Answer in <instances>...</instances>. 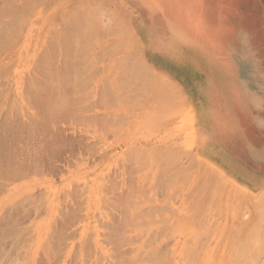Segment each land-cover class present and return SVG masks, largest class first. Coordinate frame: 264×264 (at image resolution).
I'll return each instance as SVG.
<instances>
[{"label": "rangeland", "instance_id": "374dc122", "mask_svg": "<svg viewBox=\"0 0 264 264\" xmlns=\"http://www.w3.org/2000/svg\"><path fill=\"white\" fill-rule=\"evenodd\" d=\"M5 1L6 0H0V8H1L0 11L6 10V8L9 6V4L7 5L6 2H8L10 0H8L6 2ZM26 1L24 4L23 3L24 0H15V1L13 0V2L11 0L12 5L10 4V6L13 7L16 4H17V6H19V7H16V6L13 7L15 9L18 8V10H19L18 11L16 9L17 12L14 14L16 16H12V15L10 16L7 14L2 15V11L0 12V15L2 16V17H0V19L3 18L2 21H6V20H9V19L14 18V17L18 18L17 14L24 8L28 9V7H30V4L32 2V4H33L32 7H30L28 9L27 14H25L23 16V18L28 19V17H29L28 20L29 21L32 20L33 22L32 21H30V22H32V24L35 26V27L33 26L32 31H30L29 28H26L27 30L23 31V33L21 34L22 36L19 39H17L14 42V44H11L10 46L6 47L0 53V56H1V58H0V80H4L3 81L4 83H2V84H1L2 81H0V86L3 84L5 85V86H2V88L0 87V93H1L0 99L3 98L2 97L3 95H5L4 96L5 99L3 98V100H0V121L3 118V120H5V119L7 120V123L10 122L11 124H13L12 120L13 121L15 120L14 123H17V122H19V124L21 123V125H19L17 123L18 124L17 127L14 124L15 126L13 128V125H11L10 123L6 124V122L3 121V123L6 124L5 125L6 129L8 127L10 128V126H11L12 129L14 130L13 133L15 134V128H16L17 133L15 135H13V137H12V135H11V134H13L11 132L12 129H8L7 132L9 130H11V131H9L7 134L5 127L2 126V124H3L2 123L0 125V128L2 126L0 133L4 132L3 133L4 135L2 134V136H0V138L5 136V137H3V139L7 140V137H6L7 135L9 136L8 137L9 139L14 138V136H16L15 137L16 139L14 138V139L10 140L12 144L8 143V142H10L9 140H7V141L5 140V142L10 147L12 155L14 154L13 155L14 157L12 156L11 158H14L13 159L14 161L15 160L20 161V162H18L17 166H19L20 164L24 165V166L20 165L21 168L16 167V169H18V168L19 169L15 173L12 171L13 165L11 163H13L12 162L13 160L9 161V162H11L10 167H9V168H11V170L9 173L12 174V172H13V176H14V174L21 175V176L18 175L17 177L14 176V178L16 177L17 179H14L10 175V177H12L14 180H10L9 178L6 179V176H3V174H2L3 170L5 171L4 175H6L7 174L6 172L9 171V170L6 171L8 168H6V170H5L4 165H2V167L4 166L3 169L0 168V171L2 169V172H1L2 175H0V180L2 181V184H4V183L6 184L7 182L9 183V184L7 183L6 185H4L3 188H0V190H1L0 191V203H1L0 204V222H1V224H5V227H4V225L0 224L1 225L0 229H2V227H4L3 229L5 231L8 228L9 229L11 228L10 230L14 231L15 229L17 230V228H19L18 229L19 233L16 231H15V233L11 232L8 229L11 234L14 233L13 236L15 235L14 236L15 238L14 237L11 238L12 235L9 236V238H11V239L7 238L8 234L10 235V233L7 232L8 230L6 232H3V230H2V232L0 231L1 232L0 236H1V234L4 235V233H5V235H4L5 237L2 235L0 238L2 239V237H3L6 240L8 239L7 241L9 244L14 243L15 240H14V242L12 240L16 239V237L20 239L19 240L20 245L18 244L19 248H17V245H16L18 243V241L15 242L16 244L14 243L16 245L15 249L17 251L16 250L11 251L10 249L13 246L11 244L10 245L7 244V241H5L4 239H2L0 241V246L6 242L7 246L10 247V249H9L6 245H4V246H6L4 248V251L9 249L8 251H11L12 254L15 253L14 255H12L11 253L9 254L8 251H6V254H8L9 257H10V255H12L9 258L7 256H4L5 253H2L3 252V249H2V252H0L2 254V255H0V260H1V257L4 256L3 258L5 259V261L2 260L3 263H1V264H8L10 261L11 262L9 264H91V263L92 264H97V263L98 264H114V262L118 263V261H120V259H118V256L122 259L127 258L130 261L129 263H131V260H132V262L135 264H143V263L144 264H150V263L151 264H177V263L178 264H185L186 258H187V264H232V260L234 261L235 257H237L235 259L238 262L237 263L235 261V263H237V264H243V263L244 264H247V263L248 264H251V263L252 264H261V263L264 264L263 263L264 262V255H263L264 254V245H263L264 244V226H263L264 225V216H263L264 215V197H262V196H264V193H263L264 190H262L263 192L262 191H255V190L249 188L245 183H242L240 180L233 177L227 171V169L223 168L217 162V158H218L217 155L220 154V152L215 150L216 149L215 145L222 146L228 150V152H229L228 158L229 159H231L230 155L232 154L234 157L241 160L243 163L249 164L252 162V158L250 157V154L248 152L249 142L255 141L257 138L262 137V135H264V120H259V121L253 120V117L251 116L252 115V112H251L252 106L250 104V101H252V98H258L259 99V97H262V98L264 97V0H100V1L99 0H97V1L96 0H28L27 1L28 3H26ZM93 1L96 2L97 4L96 3L94 4ZM76 2H79V5L81 6L79 10H78L79 6H78L77 10L75 8V6L77 7ZM193 2H195L196 11H200L202 9V12L205 16V25L208 28V35L203 36V35L199 34V28L197 27V30H196V28L193 25V22L191 20L188 22L187 18L183 17L181 14V9H183L185 7L189 8ZM21 3H23L24 5H22ZM74 4H76V5H74ZM89 5H90V7H89ZM3 6H4V10H3ZM74 8H75L76 12L78 13L77 16H81L82 18L84 16L83 19L81 17L79 19V17H77V16H76L77 17L76 19L73 18L77 14L76 12H75L76 14L72 13ZM96 8H98L97 13L96 12L94 13L92 10L96 9ZM117 8H119V9H117ZM67 10L70 11L69 13H72V14L70 16H67V17L61 16L62 14L64 15V13H66ZM105 10H106V12H105ZM87 11H89L88 12V13H90L89 15L86 14ZM119 11L121 12V14H119ZM80 12H83V13H81V15H80ZM107 12L109 15V19L111 20V21H108V23L105 21V14H107ZM111 12H113V13H111ZM116 12H117V14H116ZM99 13L101 14V16L99 15ZM86 15H88L90 17L89 19L93 18L91 15H93L94 17L97 15V17H95L93 20L91 19L92 21H90L89 19L87 21L88 16L86 17ZM70 17L74 19L73 20L74 24H79L76 28L81 26L80 23L81 24L83 23L82 26L80 27L82 30H76V28H74L76 25L74 27L72 26L73 28L71 27L70 23H72V22L70 20L71 19ZM59 18H62L63 20L59 19ZM96 18L99 20L98 22L96 21L97 20ZM64 19H65V22H67L65 24H64ZM66 19H68L70 22L66 21ZM95 21L97 23L100 22L99 24H97V26L99 25L98 27H95L96 26ZM85 22H86L87 26L89 25V27L84 26ZM93 22L95 23V25H93V27H92ZM114 22H116L118 24V26H115ZM73 23H72V25H73ZM66 24H69L70 27H69V25H66ZM109 25H111L112 28ZM103 26H106L108 28H102ZM120 26H122V27H120ZM123 26L125 27V29L123 28ZM54 27H56V28H54ZM91 27H92V30H89V28L91 29ZM100 27L102 28V30H100L101 29ZM63 28H65L67 31H70V33H71L70 35H72V36H69V37H71V39L68 37L69 39L67 38L68 40L64 42V43H68L69 40H71L69 42V43H71L70 45H73V43L78 44L77 40L82 38V36H80L81 33L83 36H86V38H87V35H89L87 32L90 33L88 38H90L91 42L89 39L88 40H89V43L91 45L88 44L89 45L88 46L86 44L87 45L85 48L86 54H84L85 56H83V57H85L86 61H83V58L80 56H82L81 54L84 53V52L82 53V51H84V47H85L83 45L85 43H88V41L86 42L87 39L84 38L85 41H83V43H81L82 39H81V42H79V45H80V43L82 44V46L80 45L79 53L77 52L78 50L77 51L75 50L78 53L75 57H78V58L80 57L82 59L83 63H81V61H79V60L76 61L77 59L73 57L74 59H76L74 61V59L72 58V55H71L72 52H69V50H68V49H71V48H69L70 46L68 44L65 45L63 43L64 40L61 41V39L63 37H64L63 39H66L65 35L67 33L66 30H65V32L61 31ZM71 28H72V30H70ZM53 29H55V30H53ZM95 29L99 33H96ZM119 29H121V30H119ZM51 30L54 33L57 32V33H55V34H57L56 40H53L55 38V36H52L54 34H52L53 32ZM75 30L79 31L77 33H80V34H76V33L74 34ZM72 31H73V33H72ZM84 32H85V34H84ZM102 33H103V35L104 34L105 35L101 36L100 34H102ZM47 35H49L50 38L54 37L53 39L51 38L52 42H50L51 41V39H50V41H49L50 44L47 42L48 41L47 39H49V37ZM74 35H77L80 38H78L76 36L74 38H72ZM94 35H96L95 40L93 37ZM58 36L60 38L59 40H57ZM135 36H137V38ZM188 36H191L192 38L188 39ZM97 37H99V38H97ZM91 38L93 39V44H92ZM108 38H110V39H108ZM186 40H187V48H184V46H185L184 43ZM59 41H61L62 43L60 44ZM78 41H80V40H78ZM45 42H47V44ZM55 42H57V43L59 42L58 44H60V45H54L53 47H51L50 50H47V51H50L51 53L50 52L49 53L51 55H53V58L55 57L54 58L55 60L56 59L57 60L56 61L52 60V58L50 57L51 58L50 60L52 61V63H51L48 59H47L48 61L46 59H44L46 57H43L42 59L46 60V61H42V59L39 61V59H38L39 62H37L36 58H40V57H42V55L46 54V53L44 54V52H42V50L44 49L46 51V48H48L49 46H52V44H56ZM30 45H32V47H30ZM43 45H45V46H43ZM46 45L47 46L49 45V46L46 47ZM63 45L65 47H68V48L64 49L62 47ZM104 45H106V46H104ZM73 46H71V47H73L75 49L76 48L78 49V47H79V46L77 47L75 45H73ZM19 47L22 49V51H21V49H18ZM44 47H46V48H44ZM82 47H83V50L81 49ZM104 47H106L107 49H104ZM10 48L13 49V51ZM61 49L63 51L59 52ZM80 49H81V51H80ZM86 49L89 52L90 51L91 52L88 53V51ZM98 49H99V51L100 50H102V51L98 52ZM52 50H55L56 53L58 52L57 53L58 57H56V53H55V56H54V54H52L53 53ZM66 50L68 53L65 56L63 54L66 53V52L64 53V51H66ZM106 50H108V51H106ZM20 51H21V54H20ZM104 51H106L107 53L103 54ZM73 52H74V50H73ZM37 53H39V54H37ZM49 53H47V54H49ZM8 54H10V56L11 55L12 56L10 57ZM47 54H46V56H47ZM50 54H49V56H50ZM2 55H3V57H2ZM70 55H71V58H70ZM73 55H75V54H73ZM100 55H103L102 61L99 60ZM49 56H47V57L49 58ZM64 57H65V59H64ZM86 58H88L89 60ZM6 59L8 61H10V60L11 61L5 62ZM60 59L62 61H64L65 64L69 63V64H67L68 70H66L65 66H62V64H64V63L60 64V62H61ZM90 59L94 60V61L92 62V61H90ZM41 61L44 64H46V62H50L51 63L50 65H52L53 62L54 63L57 62V63H55L57 65V67L55 69H53L52 67L56 66V65H53L52 67L49 65L48 68L51 67L47 71L49 73V75H47V72L45 74V76L48 77V78L46 77L47 79H49V76H52V75L56 76V73H54L53 71L56 72V70L57 71L59 70V72H60L59 74L63 75L64 70H66V71H68L66 73L67 76L63 75V77L64 76L66 77L65 80H60L62 77L60 78V75H58V72H57V75H58L57 79L58 80H56V81L58 82V84H56L57 82L55 80H53L52 77H50L49 82L52 83V85L54 84V87L49 86V85H51L49 82H47L46 86H45V80H42L44 82L41 84L42 85L44 84V85L43 86L41 85L43 87L42 88L43 90L41 91L40 90L41 87H40L39 82H40L41 78L44 79V77H43L44 75H42V77H41V74H44V70L45 71L47 70L46 68L49 64V63H47L45 65L46 67L44 68V65H43V67L41 65V64H43V63H41ZM98 61H100V62H98ZM4 62L6 65L3 64ZM36 62L38 65H41V66H37ZM73 62L75 64H73ZM76 62H78V63H76ZM91 62L94 63L93 64L94 66L92 65ZM11 63H13V66L9 65ZM33 63H34V65H33ZM88 63H91L89 65H92V66L89 67ZM7 65H8V67L11 66V68L8 69V67H7V69H6L7 72H5L6 71L5 66H7ZM71 65H73L74 67ZM85 65H88V66H85ZM98 65L99 66L102 65V68H104V70L106 72L103 69L99 68ZM58 66H59V68H58ZM81 66L85 67L86 69L82 70L83 67L80 68ZM64 67H65V69H64ZM93 67L94 68L98 67V70L101 69L99 72L97 71L99 75L96 73L95 69H93L94 71L91 70ZM3 68L5 71H3ZM61 68L63 69L62 71H60ZM73 68L75 69L74 71H75L76 75L73 71ZM121 68H123V70ZM51 69H53L52 72H49ZM142 69L144 71H142ZM159 69L161 70V72L163 74L161 72L159 73V71H160ZM71 70H72V72H71ZM76 70H78V71H76ZM81 70L82 71L86 70V72L88 74L86 72L85 73L83 72V75L87 74V76H88L87 79H86V77H83V75L81 74V72H82ZM90 70L92 72H95V73H92V75L95 77H92L91 80L89 79V76L91 73ZM153 70L157 71V74L155 72H153ZM31 71H32V73H31ZM38 71H39V73H38ZM40 72H42V73H40ZM61 72H62V74H61ZM100 72H102V74ZM151 72H153V73H151ZM141 73H143V74H141ZM34 74H36L37 78L40 77L39 78L40 80H38L39 82H37V83L34 82L32 79L35 77ZM71 74H73V75H71ZM80 74L82 75L81 79L85 78L87 80L86 81V80L80 79L81 82L86 81L85 83H82V84H84L83 86H80V84H81V82L79 80V78H80L79 76H81ZM100 74L103 77H101ZM164 75H167V76H164ZM184 75H185V77H184ZM26 76H27V78H26ZM54 76H53V78L56 79V77H54ZM70 76H72V77H70ZM163 76L166 78L164 79ZM170 76L172 77V79L170 78ZM68 77H69V79H68ZM73 77L76 79H74ZM143 77H146L147 81H144L145 78H143ZM167 77L170 79V81H168V82L166 81L168 79ZM37 78H34V80L37 81ZM70 78H72V79H70ZM90 78H91V76H90ZM97 78H100V79H97ZM173 78H175V79H173ZM66 79L68 80V82H66L67 81ZM94 79H96V80H94ZM30 80L32 82V86L34 89L33 88L31 89V82H29ZM70 80L73 81V83H72L73 89H72V87L70 88V86H69V89H70L69 90L66 87L69 84L66 86H65V84L69 83V82L71 83ZM88 80H90V81H88ZM104 80H106V81L103 84ZM12 81H14V82H12ZM99 81L102 82V84ZM59 82L62 84L65 83L63 85L64 87H62V88L63 89L66 88L65 90L68 89L67 92H61L60 89H61L62 84L60 86ZM78 82H80V83L78 84ZM89 82H90V84L93 83V84H91L90 87L88 86L90 84H87ZM108 83H109V87L112 90L109 87H107ZM111 83L112 84L114 83L115 85L114 84L112 85ZM36 84H38L37 90L41 91V93L36 90ZM34 85H35V87H34ZM58 85H59V87H58ZM102 85H107V86L102 87ZM176 85H177V87L180 88V90H179V88L176 87ZM199 85L203 89L207 90L210 94V96H209L210 100H207V102H206L204 95L198 91L199 89H201L199 87ZM77 86L80 87V90H78V91H77V89H78ZM83 87H85V88H83ZM87 87H89L90 89ZM29 88L31 90H33L34 93H33V91H30ZM45 88H46V92L51 91L50 93L55 92V94L48 93V95L50 94V96L42 95L43 91H45ZM81 88H83V90H81ZM103 88H104V90H105V88H107L106 89L107 93L110 94L109 96L111 99L106 98V95L108 97V94H106V92H105L106 90L103 92ZM13 89L15 90V92L13 91ZM25 89L27 92L25 91ZM84 89H85V91H84ZM99 89H100V91L102 90L101 92L105 93L106 95H104V94L102 95V93L99 91ZM108 89H110V92H108ZM143 89L145 91H143ZM148 89H150V90H148ZM57 90L59 91L58 95L56 93ZM87 90L89 93L86 92ZM114 90H115V92H114ZM8 91L10 92V94L7 93ZM28 91H30V92H28ZM79 91H80V94H79ZM111 91L114 93H112ZM151 91L154 92V94ZM36 92H39L41 94V95H38L39 100L36 97L37 94H39V93H36ZM72 92L73 93L76 92V93L73 94ZM82 92L85 94L91 93L90 96L88 95V97H90V98H86L87 94L85 95ZM147 92H149V93H147ZM195 92H197V93H195ZM184 93L187 95H185ZM12 94H14V95L11 96ZM97 94L101 95V98H103L102 96H105L106 100H105V98L100 99L99 95H97ZM151 94H153L154 96H152ZM55 95L58 97L59 96H62V97H59L60 98L59 99ZM70 95H72L73 98L71 96L70 97L71 99L67 100V98H69ZM168 95L171 96L172 99ZM63 96H65V97H63ZM125 96H127V97H125ZM29 97L31 99L33 98L32 101L33 100H38V101L32 102ZM40 97L42 100L44 99L47 102H49L50 97H52L51 102L53 101L54 103L57 102L55 99V97H56V98H58V100H60L58 102L60 103L61 107L62 108L64 107V109H67V107H68V111L67 110L63 111L64 110L63 109L62 110L63 112H61V115H60L58 113L60 111L59 103H57L59 109L56 108L57 107L56 104L51 103V102L45 104L47 106H49L51 104V106H49V107L46 106L47 108H45L44 106L40 107V104H39V101H41ZM135 97H136L137 101L135 100ZM28 98H29V100H28ZM64 98H66V99H64ZM75 98H76V102H74ZM169 98H170V100H169ZM52 99H54L56 102ZM95 99H98L97 102H95L96 101ZM154 99H156V102L153 101ZM160 99L162 100V102H160L161 101ZM109 100H110V102H109ZM189 100H190V102H189ZM28 101H31L32 104H30L31 102L28 103ZM68 101H73V102H68ZM93 101H94V103L99 102L98 103L99 105H100V103L101 104L106 103L105 104L106 107L103 104L98 106V104L96 105L93 103L94 104L93 105L92 104ZM14 102H15V104H14ZM64 102H66V103H64ZM78 102H79V105L81 107L83 106L82 107L83 110H85V108L87 110V108H89L90 106L91 107H90V109H88V111L85 110L86 112L84 113L83 111H81L82 109L80 110L78 108V107H80L77 105ZM89 102H91V103L88 104ZM137 102H138V104H137ZM158 102H160L159 104H161L162 106L159 105ZM36 103H37V105H36ZM73 103H74V105H72ZM156 103L158 105H156ZM206 103H207V106L209 109L207 111L206 125L203 126L202 122H201V116H198V115H200L201 107L206 109ZM52 104L54 105L53 108H52ZM85 104H87V107L85 106ZM183 104H184V106L186 104L187 105L189 104V105H188V107L186 105V108H184ZM34 105L37 107L39 106L38 109H40V110H44V111L46 110L45 111L46 113H47V111L49 112L51 109H53L54 111L52 110V113L50 111L49 114H46L44 111L38 112L37 107H35ZM154 105H156V106L153 107ZM202 105H204V106H202ZM4 106H6V108ZM74 106H76L77 109H74L73 108ZM95 106H97L98 108ZM107 106H109V107H107ZM181 106L183 107V111H182ZM8 107L10 110L8 109ZM104 107L107 108V110ZM18 108H20V109H18ZM103 108H104V110H103ZM150 108H152V109H150ZM14 109L15 110L18 109L17 110L18 114H17V111L15 113L17 115H15L13 113V112H15ZM56 109H58V111H56ZM72 109H74L76 111H74ZM153 109L155 111H153ZM157 109H158V111H157ZM5 110H6V112L9 111L8 113H12L11 115L8 114L9 119L11 121L9 119H7L8 116H6L7 115L6 112L3 113ZM77 110H80L81 113H79V111H77ZM163 110H165L166 112H163ZM198 110H199V112H198ZM34 111L35 112L37 111L38 115H36ZM70 111H72V112H70ZM73 111H74V113H73ZM94 111H96V112H94ZM150 111H152L153 113ZM161 111L163 113H165L166 116H167L168 111H169V115L167 117L164 116L166 118L165 121L167 119L171 118L169 116H172L173 114L175 115V113L180 114L181 116L179 115V118L176 119V117H178V115H175V119L171 120L170 122H169V120L166 121L168 123L163 122V120H162V122L165 125L161 124L162 122L160 123L161 120L158 121V123H160V124H158V123H156V124L160 125V127L156 126V124L149 126L151 123H154L155 119H159L158 116H160L162 114ZM54 112H55V114H54ZM67 112H70L68 114V117L64 116L65 114H67ZM2 113L5 115L3 116ZM31 113H32V115H31ZM103 113H105L104 114L105 116L107 115L106 118L109 115H112L113 119L111 116V121H110V119H109L110 116H109L107 119H109L110 122L108 123V121L105 120L106 118L104 119V117H105L104 116L103 119L107 123L102 122L101 120H103V119L100 120V117L102 118ZM158 113H160V114L158 115ZM13 114L15 116L20 115L19 116L20 118L19 117H13ZM33 114H34V116H33ZM40 114H41V116H40ZM42 114H46V115L44 116ZM50 114H54V115H52V117H50L51 116ZM57 114L62 116V117L64 116L65 119H69V121L65 120L64 118L62 119ZM75 114H77L79 118ZM82 114H84L85 116ZM100 114H102V115H100ZM155 114H157V115H155ZM80 115L82 118H80ZM86 115H87V118L88 119L90 118L92 121L88 120L86 118ZM162 115H164V114H162ZM11 116L13 117V119ZM28 116H31V117L28 118ZM47 116L49 117V119H48L49 122L46 123V118H48ZM54 116H58V119L61 118L59 120H56V121H58V123L53 122L54 119H57ZM88 116H90V117H88ZM146 116H148L147 117L148 120L146 119ZM153 116H155L156 118H153ZM32 117H34V118L38 117L35 120L36 124L34 123L35 122L34 120H32V122H31V119H33ZM84 117L87 119V121H86V119L83 120ZM42 118L44 121H41ZM51 118H53V119H51ZM172 118H174V117H172ZM196 118H198V119L196 120ZM61 120H64V121L61 122ZM72 120H75V121L71 122ZM177 120H179V121H177ZM22 121L24 124H26V123H28V124L31 123V124H29V125L26 124L28 127H26V125H25L26 128H24L23 127L24 124H22ZM25 121H28V122H25ZM50 121H51V123H50ZM93 121H95L96 123L95 122L93 123ZM100 121H101L102 125H104V126H102L101 124L98 125L100 123ZM118 121H119V123H118ZM185 121H187V123ZM198 121L200 124L198 123ZM174 122H175V124H174ZM32 123L35 124V127H36V125L42 126L43 124L46 123V125H45L46 127L44 126V128H43V126H42V128L47 129V126H48L49 129L47 132L46 131L44 132V130L40 129L41 128L40 126H39V128L37 126L36 127L37 131H35L34 130L35 127L33 129L34 124H32ZM49 123L51 124L52 128L49 126L50 125ZM184 123H186L187 125H185ZM183 124L185 125V127H187L186 129L184 128ZM20 126H22V127H20ZM18 128L26 129L28 133L24 130H22V132L27 133V135L24 133H23L24 135L22 133L20 135L21 130L19 129L20 130L19 131ZM144 128H146V129H144ZM139 129H140V132H139ZM167 129H169V130H167ZM30 130H32V132H35V135H34L35 137L37 135H39L38 138L36 137L37 138L36 140H34L35 139L34 136L32 138V132L29 133ZM39 130L40 131L42 130L41 132L43 134L47 133V136H46V134H44L45 137H43L44 135L42 136V134L40 135L38 133V132H40ZM49 130H50V132L52 130L53 135H52V133L48 134ZM53 130H54V132H53ZM57 131H59L60 133ZM168 131H169V133H168ZM141 132H143V133L140 134ZM18 133H19V136H21V137L23 135V137H25V138L28 137V139L30 137L31 139H29V141H28V139H23V137L17 138ZM58 133H59V135L57 137ZM30 134H31V136H30ZM60 134L62 136H60ZM81 134L84 137L86 136L85 140L83 139L84 137L79 136ZM169 134H171V136ZM147 135H149V136H147ZM163 135H165V136H163ZM167 135H169L168 138H165ZM59 136H60L61 140H62V137L64 139V137L66 138L68 136H70V137L76 136V137H80V138L82 137L81 141L83 140V142L86 144H89L90 142H88V141H91V144H90L91 146L94 144V143L92 144V142L94 141L96 144L94 146H92L93 151H94V149H95V151H97V148H99V150H100V147L102 148L103 145H105L108 149L107 155L104 158V160H100L101 158L96 156V155H98V153L96 155H94L95 153L91 154V155H93V157H92L89 154L88 149H85V150H78L80 153L82 152L83 154L81 153L82 154L81 155L77 151L78 154H75V155H77L75 157L74 154L73 155L70 154V152L68 150L67 151L64 150L66 147L64 145L65 143L62 144L63 142L60 140ZM70 137H68V138H70ZM150 137H151V139H150ZM241 137L247 138L249 140V142L245 146V148H243V144H244L243 141H241V139H239ZM53 138L55 140L54 142H53ZM56 138H58V140L62 142V143L60 142L61 143L60 146L58 145L59 142H58V140H56ZM80 138H77V139H80ZM158 139L160 140V142L158 141ZM204 139H207L210 143H212L209 146V150H207L205 147L206 143L205 144L203 143ZM25 140H27L28 148L25 145V143H26ZM48 140L49 141L51 140V144L48 142ZM161 140L163 143L161 142ZM179 140L183 143L181 144V142H179ZM12 141H15L16 146L14 145V143ZM149 141L151 142V144ZM20 142H21L22 147L20 146ZM30 142L34 144V146L32 144L33 147H31ZM44 142H45V144L48 143L47 144L48 146L47 145L45 146ZM132 142H133V144H132ZM166 142L168 144H166ZM35 143L36 144L38 143V144L36 145ZM55 143H57V146L59 148L55 147ZM145 143H147L148 146H150V147L151 146L152 147L154 146V147L150 148V147L146 146V147L150 148L149 151H147L148 150L147 148H142V147L138 148L139 146H141L142 144H145ZM49 144L51 146L53 145V147H55V149L53 147L50 149ZM131 144L133 146L135 145L134 147H136V148H134V149H136V150L130 149ZM18 145L20 146L19 149H17ZM24 145L26 148L24 147ZM43 145L45 146V148H43L44 151L42 150V147H44ZM158 145H161L163 150H164V148L165 149L170 148V147L173 148L172 150L170 148V150L172 152L167 149L166 151H169V152L165 151L166 152L165 155L163 154L164 156H166L165 157V159H166L165 165L162 164L164 161V160H162L163 155H161L162 149ZM165 145H167V148ZM61 146H62V148H61ZM34 147L36 149L37 148L38 149L36 150ZM47 147L49 148V151H47L48 150ZM20 148H22V149H20ZM33 148H34V150H33ZM39 148H40V150H39ZM56 148L60 149L61 152L60 151L57 152ZM137 148L140 149V151L137 150ZM177 148H178V150H177ZM182 148L186 149V151L184 150L185 152L183 153L184 156L186 155L185 157L183 156V154L180 153L181 151H183ZM14 149L16 150V152ZM24 149H26L28 151H26ZM52 149L56 153L50 151ZM143 149H145L146 152H144ZM152 149H153V152L151 151ZM128 150H129V152H128ZM35 151L38 152L37 155L35 154L36 153ZM41 151H43V152H41ZM84 151H87L88 153L84 152ZM131 151H134L133 152L134 154L131 153ZM135 151H138V153H136ZM141 151H143V154H146V155H144L146 157L143 156ZM17 152H18L19 157L22 155L21 153H24V154L19 158L17 155ZM40 152H41V154L43 153L44 156L40 155L39 154ZM77 152H75V153H77ZM50 153H51V156H49ZM58 153H60V154L62 153V155H61L62 159H60L61 156ZM84 153H85V155H84ZM135 153L137 154L138 157H140L139 158L140 160L141 159L145 160L144 163H143V161H141L138 163L139 165L137 164L139 159H137L138 157L133 158V156H136ZM176 153H177V155H176ZM28 154H30L31 157L34 155L36 157L30 158V155H28ZM79 154L81 155V159H80ZM180 154L183 157H180ZM155 155H157L156 158H155ZM15 156H17V157H15ZM45 156L48 157L46 159V161L44 160L46 158ZM131 156H132V158H131ZM141 156L144 157L145 159L141 158ZM150 156H151V160L149 158ZM173 156H175V157L173 158ZM26 157L27 158L29 157L30 159L28 158L26 160L25 159ZM178 157H180L181 159ZM21 158L23 161L21 160ZM147 158H149L148 160H150L152 164L149 162H147V164H145L147 161L146 160ZM171 158H173V161ZM42 159L44 160L43 164H41ZM135 159H137V160H135ZM176 159H178L177 162H179V163H180V161H181V163L183 162L184 166L183 165L181 166L180 165L181 163L180 164L176 163L177 165L174 164L175 165L174 168H171L174 161L176 162ZM17 161L15 162L16 164H17ZM134 161H137V162H134ZM169 161L171 162V164H168ZM31 162H33L35 164L37 163L38 165L39 164L40 165L38 167H37V165L32 166L33 163H31ZM39 162H41V163H39ZM44 162L45 163L47 162L46 163L47 165ZM26 163H27V165H26ZM140 163H143V165L144 164L145 165L149 164V165L147 167L144 165L146 168L144 167V169H142L143 167H140V169H139V166L141 165ZM159 163H161L162 165L159 166ZM7 164H9V163L7 162ZM7 164H6V167H7ZM154 164L156 165L155 166L156 168L153 166ZM25 165H26V167H25ZM167 165L170 168L167 167L166 172L164 171L165 174L167 173L166 175H168L167 179L166 178L165 179L168 180L170 178L169 177V176H171L170 172L173 173L175 171V174H177V175H175L176 176L175 177L174 173H173L172 177L174 176V178L173 179L170 178L168 180L169 182L166 181L167 182L166 183L165 181H163V180H165V179H163V177H165L166 175L163 173L162 170L165 169L166 168L165 166H167ZM35 166L37 168H35ZM177 166H180V167L176 168ZM24 167L27 169L29 167V169L26 170V169H24ZM158 167H160L161 169L163 168V169L161 170L159 168L160 169L159 170ZM23 169L25 170V172ZM137 169L140 171H138ZM171 169H173V170H171ZM179 169L181 171H178ZM130 170H133V171H130ZM19 171H21V172H19ZM38 171H40V172H38ZM176 171H177V173H176ZM185 171H187V172H185ZM188 171H190V172L188 173ZM35 172H37V173H35ZM126 172H128V173H126ZM132 172H133V174H132ZM182 172L187 174V176ZM154 174L159 176V178L163 179V180H161V182H162L161 186H160V179L158 181V177H155ZM8 175H7V177H8ZM182 176H184V177H182ZM154 177L156 179H154ZM178 178L181 180L182 183L180 182V180L177 183ZM186 178H187V180H186ZM109 180H112L113 182H111ZM131 180L133 182H129ZM154 180L155 181L157 180V181L155 182ZM172 181H174V182H173V184L170 185V183H172ZM133 183L135 185L139 184L141 186L135 187V185H133ZM168 183L170 186L167 185ZM126 184L129 186V188ZM115 185H116V188H115ZM165 185L169 186L168 190L166 189L167 186H165ZM0 186L2 187V185H0ZM73 186H74V188H73ZM107 186H109V188ZM143 186H145V188ZM147 186H148V189L152 190V193H153V191H156V193L154 192L156 194V195L154 194L156 198L152 195L150 190H147ZM75 187L77 188V191H76ZM138 187H139V189H137ZM158 187H160V188H158ZM161 187H162V189H161ZM89 188H90V190L91 189L92 190L90 191ZM140 188L143 190H141ZM113 189H114V191H112ZM123 189H124V191H126L125 193L129 197L126 194H124ZM144 189H146V191ZM186 189H187V191H186ZM234 189H236L240 192L235 191ZM136 190H138L137 193H136ZM172 190H175L176 193L179 192L178 196H177L179 198V200H178V198L175 197V195H177L174 193L175 191L173 192V196H174V199L175 198L176 199L172 200L173 198L172 197H171L172 199L170 198V196H171L170 193L172 192ZM177 190H179V191H177ZM115 191L117 194L115 193ZM121 191L123 193L120 194ZM75 192H77V193H75ZM130 192L131 193L135 192V193L131 194ZM145 192L148 195L144 196L143 194H145ZM235 192H238V193L236 194ZM70 193H73V194H70ZM112 193L115 195H113ZM166 193H168V195H169L168 197H169V199H171V201H169L167 199ZM136 194L140 195L141 198L139 199L138 198L139 196H137ZM150 194L154 199H156V200L158 199L157 200L158 202L155 201L152 197H150L149 196ZM78 195H80V196L78 197ZM126 196L129 199H130V197L132 198L134 196L133 197L134 201H132L133 200L132 199L130 201L131 203L129 202L130 205H133V203L136 202L137 200L140 203L138 205L137 204L133 205L135 207L137 206L136 208L133 206H130V208H129V207H127V205L129 206V204H128L129 199ZM207 196H208V199H206ZM86 197L88 199H85ZM74 198L75 199L80 198L79 202L81 200L85 199L86 201L84 200L85 203H82V205H80L82 201L80 202V204H79V202L76 203L78 207L80 205V206L85 207V208H84V210H80V208H82V207H80L78 211L75 210L74 216L73 215L70 216L72 214V210L74 209V207H75V209L78 208L75 206L76 204L74 203L75 202ZM150 198L152 199V201L153 200L154 201L148 202V201H151ZM254 198H255V200H254ZM135 199H137V200L135 201ZM49 200L51 201V203L49 202ZM105 200L109 201V203L106 202ZM125 200H127V202ZM166 200H168V201H166ZM183 200H185V201H183ZM186 200H187V202H186ZM141 201H142V203H141ZM145 201H147V203ZM165 201L168 205L166 203L164 204ZM17 202H19V203L17 204ZM110 202H112V203L110 204ZM168 202H172V203H170L171 207H170ZM174 202H176V203H174ZM204 202H207V203L205 204ZM52 203H53V205H52ZM152 203H153V205H152ZM154 203H156V204L158 203L159 207H162L164 205L162 207L163 211H160L161 209L159 210L157 208L158 204L157 205L155 204L156 207H154L155 206ZM15 204H17V205H15ZM112 204H114V205H112ZM117 204L119 205L120 210H119V207ZM149 204L151 205V207ZM161 204H162V206H160ZM13 205H14V207H13ZM184 205H186V206H184ZM22 206H24V210H22L23 209ZM168 206H169V210L166 209ZM259 206H261V207H259ZM71 207H72V210H71ZM148 207H150L151 211H153V212H151L150 208H148ZM185 207H187V208H185ZM183 208H185V209L182 210ZM142 209H143L144 213L147 211L146 214L143 213ZM156 210H158L160 212H158V211L156 212ZM175 211H178V212L175 213ZM67 213H71L70 215L68 214V216H70V217L66 216ZM77 213H79L80 215ZM125 213H127L128 215ZM151 213H153L154 215ZM185 213H186V215H185ZM116 214H118L119 216ZM182 214H183V217H182ZM7 215H10V217L12 216V218L9 217L10 221H8L9 219L6 218ZM81 215H83V216H81ZM137 215L143 220L141 221V219ZM65 216H66V218L68 217V219H66ZM77 216H81V218L77 217ZM89 216L92 219L89 218ZM124 216H125V218H127L126 220L129 219L127 221L128 223H130L132 221L131 225L128 224L129 226H127L125 224L126 220L123 219ZM127 216H129V218ZM74 217H75V220L77 219L76 220L77 222H75V220H73ZM134 217H136V218H134ZM153 217H154V219L156 218L155 221L153 219H151ZM180 217L182 219H180ZM117 218L120 219V221L117 220ZM131 218H132V220L130 221ZM162 218L165 220L160 221L159 219H162ZM257 218H258V220H257ZM133 219H135V220H133ZM261 219H262V222L260 221ZM63 220H65V221H63ZM116 220H117V222H116ZM150 220H152V221H150ZM67 221H69V224L72 225V226H70V228H69L68 223H66ZM70 221H71V223H70ZM98 221H100L101 225L99 224ZM123 221H124V225L121 224V226L123 225L127 230H124L125 228L121 230L120 226H119V229H118V227H116L118 225L117 224L118 222L121 223ZM144 221H146V222H144ZM183 221L186 224L185 223L183 224ZM258 221H260V222H258ZM6 222H9V223H7V225H6ZM147 222H149V223H147ZM14 223H15V225L16 224H18V225L15 226ZM62 223H63V226H61V227H63V228L60 231V233H58L59 232L58 230H60L61 228L58 229L59 227L57 228L56 225L59 226ZM134 223H136V224L134 225ZM169 223H170V225H169ZM176 223H177V227L175 226L176 230L174 232V235H175V237H174V236L170 235V234H172V231H170V230L174 229V225ZM66 224H67V226H66ZM165 225H166V227H163ZM167 225H169V226H167ZM64 226L66 229L67 228H69V229H67V231H66ZM123 226H122V228H123ZM184 226H185V228H184ZM6 227H8V228H6ZM127 227L133 228V230L129 229V230H131V231H129ZM161 227H163L162 228L163 230H160ZM223 227H225V228H223ZM252 227H254V229ZM76 228H79L77 231V234H76V230H77ZM109 228L110 229L113 228L112 231ZM53 230H55V231H53ZM109 230L111 232H107L108 236H107V234H104V233H106L104 231H109ZM113 230H114V232H113ZM115 230H116V232H115ZM119 230H121L120 231L121 233L123 232V230H124V232L128 231L126 234L123 233L124 236L128 235V237L127 236L123 237V234H122L123 238H121L120 244L121 245L123 243H129V244H124L125 246L124 245L120 246V244L117 243V242H120L119 239H118L119 241L115 242L116 241L114 239L115 237H116V239L121 237V236L119 237V235H120V233L118 232ZM134 230H136V231H134ZM158 230H160V231H158ZM252 230L255 233H253ZM52 231L54 233L57 232L56 236L60 235V237H61L64 234L65 237L67 236L65 239L66 240L68 238L69 239L67 240V242L65 240L62 241L57 236L58 238L53 237V240H54V238H56L58 240H54V241L51 240V241H53V242H51L49 239V236L52 238V236H51V234H53ZM71 231H72V233H71ZM235 231H236V234H235ZM79 232H81V233H79ZM112 232L115 233L114 235H116L118 233L117 234L118 237L114 236ZM161 232H163V233H161ZM240 232H243V234ZM256 232H259L260 236L258 235V233L256 234ZM6 233H8V234H6ZM16 233H17V235H16ZM65 233H66V235H65ZM67 233H71V234L67 235ZM109 233L110 234L112 233L111 237L113 238V240H115V241H113V242H115V244H113L111 238H109V236H110ZM251 233H253L254 235ZM72 234L74 235V237L73 236L71 237ZM155 234L156 235L160 234V237H159V235L156 236ZM166 234H169V236ZM233 234H235V235H233ZM250 234H251V236H253V238L250 236ZM154 235H155V237H152ZM18 236H21V238H23V239H21ZM131 236H133V238H132L133 240H130ZM141 236H143V237H141ZM166 236H168L169 238ZM171 236L174 237V238H171V239H173V240H171L172 242L170 241ZM233 236H235V237H233ZM156 237L157 238L159 237V238L157 239ZM104 238L105 239L109 238L110 241L108 242L109 239L105 240ZM124 238L127 240L126 242H124L125 241ZM166 238H168V239H166ZM89 239H91V240H89ZM122 239L124 241H122ZM16 240H18V239H16ZM60 240H61V242H60ZM83 240L84 241L87 240L86 243L87 244L90 243L89 245H92V243H93L92 247L88 246L86 243L84 244ZM145 240L150 242V244L147 243ZM151 240H156V242L153 243V241L151 242ZM55 241H57V243ZM58 241H59V244H58ZM88 241H89V243H88ZM164 241H165V245H163ZM168 241L171 242L170 247H169ZM1 242L2 243L4 242V243L1 244ZM54 242L56 243V246H55ZM236 242H238V243L236 244ZM260 242H261V244H260ZM49 243H51L52 245ZM110 243H112V245ZM61 244H63V246L64 245L67 246L68 248H64L65 249L64 250L63 246H61L59 249V246ZM166 244L168 245L167 248L169 247L168 248L169 250L164 249V248H166ZM50 245H51V247H49ZM113 245H115V246L119 245L120 247H122V248L119 247L121 250L123 249L122 252L128 251L130 253V250L132 249L131 253L127 254L128 252L122 253V252H120L121 250L120 251L114 250L115 247ZM250 245H252L253 248ZM255 245H258L259 248H257L258 246H255ZM53 246L56 247V248L54 247V249H56L59 253L56 250H53V251L54 252L56 251L58 254L53 253V251H51L53 254L50 252V248L53 249ZM45 247H46V249H45ZM74 247H75V252L73 250ZM85 247L88 249H86ZM155 247L156 248L161 247L162 249L166 250V253H165V251L164 250L162 251V249L160 248L161 250H159V251L163 252L165 254V256H163L164 254L162 253L163 257H160V258H162L161 260L158 258L159 256L156 255L158 252L157 251L158 249L156 250ZM77 248L79 249V251ZM129 248H131V249L129 250ZM186 248H187V251H186ZM189 248L191 249V252L188 253V251L190 250ZM255 248L258 250H256ZM12 249H14V248H12ZM44 249H45L46 253L44 252ZM259 249H261L262 252L259 251ZM238 250H240V251L238 252ZM251 250L253 252H251ZM152 251H155L156 254L155 253L153 254ZM258 251H259V254H258ZM241 252H243V253H241ZM85 253H86V256L84 257ZM139 253H140V256L138 255ZM147 253H149V255ZM55 254H57V255H55ZM141 254H142V256H141ZM236 254L237 255L239 254V256H237ZM52 255H54L55 257ZM184 255H186V258H184ZM240 255L242 257L239 259ZM243 255L245 256V259H243L244 258ZM57 256H59V258ZM113 256L117 257V258H114ZM143 256L144 257L146 256V258H145L146 260H143L144 258L142 259ZM147 256L148 257L151 256L152 260H150V257L148 258ZM154 256H155V259H154ZM156 256H158V257H156ZM248 256H249V258H248ZM6 257H7V259H6ZM233 257H234V259H232ZM147 258L150 261H148ZM260 258H263V259H260ZM11 259L15 263L12 262ZM16 259H17V261H16ZM38 259H39V262H38ZM179 259H181L180 261L181 262L183 261V262L179 263L180 262ZM6 260H7V262H6ZM126 260L124 259L123 262L124 261L126 262ZM239 260L243 261V262H240ZM129 263L126 262V264H129ZM235 263L233 262V264H235ZM119 264H121V263H119ZM122 264H124V263H122Z\"/></svg>", "mask_w": 264, "mask_h": 264}, {"label": "bare ground", "instance_id": "6f19581e", "mask_svg": "<svg viewBox=\"0 0 264 264\" xmlns=\"http://www.w3.org/2000/svg\"><path fill=\"white\" fill-rule=\"evenodd\" d=\"M6 1H8V0H6ZM6 1H5V2H6ZM14 1H15V0H14ZM25 1H26V0H24V2H23L24 4H25ZM27 1H28V0H27ZM27 1H26V3H28ZM96 1H97V0H96ZM99 1H100V0H99ZM12 2H13V0H12ZM93 2H94V1H93ZM105 2H106V1H105ZM6 3H7V5L9 4V6L6 8V10H4V6H3V10H4V11L1 10V11H2V15H3V14H4V15L7 14V15H10V16H11V15H12V16H16V15H14V14L17 12L18 8H16V9H17V10H16V9L13 8V7H15V6H16V7H19V6H17V4H16L15 2H14V3H15L16 5H14L13 7L10 6V4L12 5L11 0L8 1V2H6ZM23 3H21V4L24 5ZM29 3H30V2H29ZM95 3H96V2H94V4H95ZM99 3H100V2H99ZM76 4H77V7L75 6V8H76V10H77V8H78V6H79V8H78V10H79L80 7H81V6L79 5V2H76ZM76 4H74V5H76ZM96 4H97V3H96ZM7 5H6V6H7ZM32 5H33V4H32V2H31L30 7H32ZM111 5H112V4H111ZM20 6H21V5H20ZM108 6H109V5H108ZM112 6H113V5H112ZM30 7H28V9H29ZM72 7H73V6H72ZM89 7H90V5H89ZM95 7H96V6H95ZM95 7H94V8H95ZM120 7H121V6H120ZM120 7H119V8H120ZM75 8H74V10H73L72 13H75V12H76ZM104 8H105V7H104ZM108 8H109V7H108ZM119 8H117V9H119ZM0 9H1V8H0ZM28 9H26V8L22 9V10L17 14V15H18V18H17V17H16V18L14 17V18H11V19L6 20V21H2L3 18L0 19V53H1L2 50L5 49L6 47L10 46L11 44H14V42L22 36L21 34L23 33V31H24V30H27L26 28H29L30 31H32L33 26H34V25L32 24L33 21L30 20V21H32V22H30V21L28 20L29 17H28V19L23 18V16H24L25 14H27ZM71 9H72V8H71ZM91 9H92V8H91ZM101 9H102V8H101ZM15 10H16V11H15ZM95 10H96V11H95ZM97 10H98V8L93 9L92 11H93L94 13H95V12L97 13ZM103 10H104V9H103ZM1 11H0V12H1ZM18 11H19V10H18ZM35 11H36V10H35ZM85 11H86V10H85ZM116 11H117V10H116ZM124 11H125V10H124ZM69 12H70V11L67 10V12L64 13V15L62 14L61 16H64V17L70 16L72 13H69ZM88 12H89V11H87L86 14L89 15L90 13H88ZM98 12H99V11H98ZM105 12H106V10H105ZM108 12H109V11H108ZM108 12H107V14H105V21H106L107 23H108V21H111V20L109 19ZM76 13H77V12H76ZM76 13H75V14H76ZM81 13H83V12H80V15H81ZM111 13H113V12H111ZM114 13H115V12H114ZM84 14H85V13H84ZM109 14H110V13H109ZM116 14H117V12H116ZM119 14H121L120 11H119ZM181 14H182L183 17L187 18L188 22H189L190 20L193 22V25H194V27L196 28V30H197V27L199 28V34H201V35H203V36H204V35H208V28H207L206 25H205V16H204V14H203V12H202V9H201L200 11H196V8H195V2H193L192 5H191L189 8L185 7V8H183V9H181ZM32 15H33V14H32ZM77 15H78V13H77L73 18L76 19L77 17H79V19H80L81 16H77ZM88 15H86V17H87ZM99 15L101 16L100 13H99ZM76 16H77V17H76ZM82 16H83V15H82ZM91 16L93 17V18H91L92 20H93L95 17H97V15H96L95 17H94L93 15H91ZM0 17H2V16L0 15ZM64 17H63V18H64ZM113 17H114V16H113ZM70 18H71V17H70ZM70 18H69V19H70ZM73 18L70 19L72 23H73V20H74ZM81 18H82V17H81ZM83 18H84V16H83ZM83 18H82V19H83ZM89 18H90V17L88 16L87 21H88ZM59 19H62V18H59ZM59 19H58V20H59ZM82 19H81V20H82ZM85 19H86V18H85ZM91 19H89V20L92 21ZM96 19H97V18H96ZM113 19H114V18H113ZM113 19H112V20H113ZM62 20H63V19H62ZM60 21H61V20H60ZM66 21L70 22L68 19H66ZM75 21H76V20H75ZM75 21H74V22H75ZM83 21H84V20H83ZM96 21L98 22L99 20L97 19ZM96 21H95V23H96V26H95V27H98L99 25L97 26V24H99L100 22L97 23ZM57 22H58V21H57ZM116 22H117V21H116ZM116 22H114V23H115L114 25H115V26H118V24H117L118 22H117V23H116ZM30 23H31L32 25H31ZM59 23H60V22H59ZM65 23H67V22H65V19H64V24H65ZM72 23H70V24H71V27H72V26L74 27V26L76 25L74 28H76V27L79 25V24H74V23H73V25H72ZM95 23L93 22L92 27H93V25H95ZM119 23H120V22H119ZM60 24H61V23H60ZM82 24H83V23H82ZM82 24L80 23L81 26H82ZM84 24H85L84 26H87V25H86V22H85ZM116 24H117V25H116ZM66 25H69V24H66ZM111 25H112V24H111ZM111 25H109V26H111ZM120 25H121V24H120ZM27 26H28V27H27ZM81 26H80V27H81ZM34 27H35V26H34ZM69 27H70V25H69ZM73 27H72V28H73ZM80 27L76 28V30H82ZM87 27H89V25H88ZM92 27H91V29L89 28V30H92ZM120 27H122V26H120ZM54 28H56V27H54ZM72 28H71L70 30H72ZM100 28H101V27H100ZM102 28H108V27L103 26ZM102 28H101L100 30H102ZM111 28H112V26H111ZM111 28H110V29H111ZM118 28H119V27H118ZM123 28L125 29L124 26H123ZM63 29H64V30H63ZM63 29H62L61 31H62V32H65L66 29H65V28H63ZM86 29H87V28H86ZM34 30H35V29H34ZM36 30H37V29H36ZM53 30H55V29H53ZM76 30L74 31V34H75V33H76V34H80V33H77V32H79V31H76ZM83 30H84V29H83ZM87 30H88V29H87ZM89 30H88V31H89ZM119 30H121V29H119ZM51 31H52V30H51ZM66 31H67V30H66ZM84 31H85V30H84ZM35 32H36V31H35ZM52 32H53V31H52ZM62 32H61V33H62ZM86 32H87V31H86ZM95 32H96V33H99V32L96 31V29H95ZM113 32H114V31H113ZM32 33H33V32H32ZM55 33H57V32H55ZM55 33H54V32L52 33V34H54V35H52V34L50 33L52 36H55V38H54V37H51L52 39L54 38L53 40H56V38H57V37H56L57 34H55ZM72 33H73V31H72ZM87 33L90 35L89 32H87ZM92 33H93V32H92ZM100 33H101V32H100ZM103 33H104V32H103ZM103 33L100 34V35L102 36ZM106 33H107V32H106ZM127 33H128V32H127ZM26 34H27V33H26ZM50 34H49V35H50ZM70 34H71L70 31H67V33H66L67 36L65 35L66 39H63V38H64V37H63V38L61 39V41L64 40V41H63V43H64V42L67 41L69 38L71 39V37H69V36H72V35H70ZM84 34H85V32H84ZM49 35H47V36L49 37V39H47V40H48V41H47L48 43H49V41H50V39H51ZM89 35H87V38H86V36H83L82 33H81L80 36H82V38H80V37L77 36V35H74V36L72 37V38H74V37L76 36V37L80 38V39H78V40H80V41H78V40L75 38V39L77 40L78 44H77V43H76V44L73 43V45H75V46H77V47L79 46L78 49H77V48L75 49V48H73V47H74L73 45H70L71 43H69V42H70L71 40H69L68 43H64L65 45L68 44V45L70 46L69 48H71V49H68V50H69V52H72V53H71L72 58L74 57V58L77 59V60H76V59L73 58L74 61H75V60H76V61L79 60V61H81V63H83V62H82V59H81L80 57L83 58V61H86V60H85V57H83V56H85L84 54H86V53H85V52H86V51H85L86 46H87L88 44L91 45V44L89 43V40H90V38H88ZM104 35H105V34H104ZM104 35H103V36H104ZM106 35H107V34H106ZM128 35H129V34H128ZM135 35H136V34H135ZM120 36H121V35H120ZM68 37H69V38H68ZM93 37H94V40H95L96 35H94ZM135 37L137 38V36H135ZM32 38H33V37H32ZM67 38H68V39H67ZM84 38L87 39L86 42L88 41V43H85V44L83 45V46H85V47H84V51H82V53H83V52H84V53L81 54L82 56L79 55V56H80V57H79L80 59H79L78 57H75V56L79 53L80 45L82 46L81 43H83V41H85ZM97 38H99V37H97ZM100 38H101V37H100ZM191 38H192L191 36H188V39H191ZM25 39H26V38H25ZM52 39H51L50 42H52ZM59 39H60V38H59V36H58V39H57V40H59ZM81 39H82V42H81ZM83 39H84V40H83ZM88 39H89V40H88ZM91 39H92V38H91ZM108 39H110V38H108ZM61 41H59L60 44L62 43ZM47 42H45V43L47 44ZM59 42H58V43H59ZM79 42H81L80 45H79ZM90 42H91V40H90ZM94 42H95V41H94ZM106 42H107V41H106ZM137 42H138V41H137ZM55 43H56V44H52V46H49V45H48L49 47L46 45V47H48V48L44 47V48H46V51L43 49L42 52H44V54H45V53L47 54V53L50 52V51H47V50H50L51 47H53L54 45H60V44H58L57 42H55ZM17 44H18V43H17ZM21 44H22V43H21ZM49 44H50V43H49ZM86 44H87V45H86ZM92 44H93V39H92ZM184 44H185L184 48H187V40L185 41ZM15 45H16V44H15ZM32 45H33V44H32ZM32 45H30V47H32ZM37 45H38V44H37ZM39 45H40V44H39ZM89 45H88V46H89ZM102 45H103V44H102ZM19 46H20V45H19ZM24 46H25V45H24ZM43 46H45V45H43ZM71 46H73V47H71ZM99 46H100V45H99ZM104 46H106V45H104ZM112 46H113V45H112ZM14 47H15V46H14ZM17 47H18V46H17ZM17 47H16V48H17ZM62 47H63L64 49H65V48H68V47H65L64 45H63ZM58 48H59V47H58ZM102 48H103V47H102ZM112 48H113V47H112ZM8 49H9V48H8ZM10 49H11V48H10ZM18 49H21V48L19 47ZM35 49H36V48H35ZM52 49H53V48H52ZM81 49L83 50V47H82ZM81 49H80V51H81ZM87 49H88V48H87ZM87 49H86V50H87ZM91 49H92V48H91ZM91 49H90V50H91ZM99 49H100V48H99ZM99 49H98V52L102 51V50L99 51ZM104 49H107V48L104 47ZM11 50L13 51V49H11ZM73 50H74L75 53L73 52ZM75 50H76V51L78 50V51H77L78 53H77ZM4 51H5V50H4ZM21 51H22V49H21ZM21 51H20V54H21ZM40 51H41V50H40ZM61 51H63V50L61 49L59 52H61ZM87 51H88V50H87ZM106 51H108V50H106ZM106 51H104L103 54L107 53ZM17 52H18V51H17ZM37 52H38V51H37ZM52 52H53L52 54H54V56H55V53H56L55 50H52ZM65 52H66V53H65ZM90 52H91V51H90ZM90 52L88 51V53H90ZM94 52H95V51H94ZM4 53H5V52H4ZM39 53H40V52H39ZM39 53H37V54H39ZM50 53H51V52H50ZM50 53H49V54H50ZM57 53H58V52H57ZM57 53H56V57H58V54H57ZM64 53H65V54H63V55L66 56V54L68 53L67 50L64 51ZM95 53H96V52H95ZM2 54H3V53H2ZM46 54H45V55H42V57H40V58H36V59H37V62H39L43 57H46V58H44V59H46V60L48 59L51 63H52V61L50 60L51 58H52V60H55V59H54L55 57L53 58V55L50 54V56H49V54H47V56H49V58H48V57L46 56ZM73 54H75V55H73ZM100 54H101V53H100ZM8 55L10 56V54H8ZM59 55H60V54H59ZM63 55H62V56H63ZM71 55H70V58H71ZM88 55H89V54H88ZM91 55H92V54H91ZM91 55H90V56H91ZM106 55H107V54H106ZM11 56H12V55H11ZM11 56H10V57H11ZM40 56H41V55H40ZM67 56H68V55H67ZM86 56H87V55H86ZM2 57H3V55H2ZM38 57H39V56H38ZM50 57H51V58H50ZM88 57H89V56H88ZM0 58H1V56H0ZM70 58H69V59H70ZM102 58H103V55H100L99 60L102 61ZM38 59H39V61H38ZM58 59H59V58H58ZM64 59H65V57H64ZM86 59H88V58H86ZM14 60H15V59H14ZM46 60H43V59H42V61H46ZM48 60H47V61H48ZM56 60H57V59H56ZM56 60H55V61H56ZM60 60H61V59H60ZM60 60H59V61H60ZM88 60H89V59H88ZM4 61H5V60H4ZM7 61H8V60L6 59L5 62H7ZM10 61H11V60H10ZM10 61H8V62H10ZM35 61H36V60H35ZM42 61H41V63H43ZM90 61L93 62L94 60H91V59H90ZM100 61H98V62H100ZM2 62H3V61H2ZM5 62H4L3 64H5ZM37 62H36V64H37ZM50 62H46V64L49 63L48 66H47V68H46L47 70H46V71L44 70V74H41V77H42V75H44V76H43L44 79L41 78V80H40V79H39L40 77L37 78V77H36V74H34L35 77H34V76H33V77H34V78H37V81L34 80V78H32L33 81L36 82V83L39 82L38 80H40L39 84H40V87H41V88H40V87H39V88H40L41 91L43 90V89H42V88H43L42 86L44 85V84H43V85L41 84V83L44 82V81H42V80H45V86H46V83L49 82L50 77H52V79L56 81V80H58V79H57L58 75H60V74H59V73H60L59 70H58V71L56 70V72L53 71L54 73H56V76L52 75V76H49V79H47L48 77L45 76L46 72H47V71H48L53 65H56L55 63H57V62H55V63L53 62V64L50 65V64H51ZM92 62H91V63H92ZM98 62H97V63H98ZM41 63H40V64H41ZM62 63H64V64H62ZM76 63H78V62H76ZM85 63H86V62H85ZM91 63H88V65L91 64ZM3 64H2V65H3ZM46 64L43 63V64H41V65H42V67H43V65H44V68H45V67H46V66H45ZM58 64H59V63H58ZM60 64H62V66H65V67H66V70H68V69H67V67H68L67 64H69V63L65 64V62L61 60ZM73 64H75V63L73 62ZM86 64H87V63H86ZM93 64H94V63H92V65H93ZM5 65H6V64H5ZM9 65H12V66H13V63H11V64H9ZM33 65H34V63H33ZM41 65H38V64H37V66H41ZM49 65L51 66L50 68H48ZM88 65H85V66H88ZM92 65H89V67L92 66ZM71 66H73V65H71ZM93 66H94V65H93ZM98 66H99V65H98ZM104 66H105V65H104ZM140 66H141V65H140ZM7 67H8V65L5 66V70L7 69ZM56 67H57V65H56V66H53L52 68L55 69ZM65 67H64V69H65ZM73 67H74V66H73ZM82 67H83V66H81L80 68H82ZM9 68H11V66L8 67V69H9ZM58 68H59V66H58ZM71 68H72V67H71ZM99 68H101V69L104 70V68H102V65L99 66ZM143 68H144V67H143ZM147 68H148V67H147ZM53 69H51L49 72H52ZM84 69H86V68L83 67L82 70H84ZM88 69H89V68H88ZM88 69H87V70H88ZM93 69L96 70V73H97V74H98V72L101 70V69L98 70V67H96V68L93 67L91 70L94 71ZM121 69L123 70V68H121ZM5 70H4V68H3V71H5ZM10 70H11V69H10ZM62 70H63V69L61 68L60 71H62ZM66 70H64V73H65V74L63 73V75H66V76H67L66 73H67L68 71H66ZM74 70H75V69L73 68V71H74ZM82 70H81V71H82ZM91 70H90V71H91ZM159 70H160V69H159ZM12 71H13V70H12ZM32 71H33V70H32ZM32 71H31V73H32ZM76 71H78V70H76ZM92 71H91V73H90L91 78H90V76H89V79H90V80L92 79V77H95V76L92 75V73H95V72H92ZM97 71H98V72H97ZM104 71H105V70H104ZM142 71H144V70L142 69ZM5 72H7V70H6ZM57 72H58V75H57ZM71 72H72V70H71ZM83 72L85 73L86 70L81 72L82 75H83ZM102 72H103V71H102ZM102 72H100V73L102 74ZM105 72H106V71H105ZM153 72H155V73L157 74V71H154V70H153ZM153 72H151V73H153ZM160 72H161V70L159 71V73H160ZM1 73H2V72H1ZM12 73H13V72H12ZM38 73H39V71H38ZM40 73H42V72H40ZM54 73H53V74H54ZM74 73H75V71H74ZM74 73H73V74H74ZM86 73H87V72H86ZM161 73H162V72H161ZM50 74H51V73H50ZM61 74H62V72H61ZM73 74H71V75H73ZM81 74H80V75H81ZM87 74H88V73H87ZM87 74H84L85 76L83 75V77H86V79L88 78ZM101 74H100V76H101ZM141 74H143V73H141ZM147 74H148V73H147ZM156 74H155V75H156ZM162 74H163V73H162ZM166 74H167V73H166ZM47 75H49L48 72H47ZM63 75H60V78L62 77L61 79L59 78L60 80H65L66 77H65V76L63 77ZM69 75H70V74H69ZM75 75H76V73H75ZM75 75H74V76H75ZM82 75L79 76V77H80L79 80L81 79ZM95 75H96V74H95ZM98 75H99V74H98ZM103 75H104V74H103ZM148 75H149V74H148ZM151 75H152V74H151ZM167 75H168V74H167ZM167 75H164V76H167ZM28 76H29V75H28ZM53 76L56 77V79H54ZM160 76H161V75H160ZM164 76H163V78L165 79L166 77H164ZM46 77H47V78H46ZM70 77H72V76H70ZM101 77H103V76H101ZM101 77H100V78H101ZM105 77H106V76H105ZM184 77H185V75H184ZM3 78H4V77H3ZM26 78H27V76H26ZM45 78H46V79H45ZM73 78H74V77H73ZM100 78H97V79H100ZM106 78H107V77H106ZM143 78H145L144 81H147V78H146V77H143ZM167 78H168V77H167ZM170 78L172 79L171 76H170ZM29 79H30V78H29ZM52 79H51V80H52ZM68 79H69V77H68ZM70 79H72V78H70ZM74 79H76V78H74ZM82 79H83V80H86L85 78H82ZM82 79H81V80H82ZM173 79H175V78H173ZM53 80H52V81H53ZM66 80H67V79H66ZM81 80H80V82H81ZM90 80H88V81H90ZM94 80H96V79H94ZM149 80H150V79H149ZM162 80H163V79H162ZM0 81H2L1 84L4 83V82H3L4 80H0ZM41 81H42V82H41ZM70 81H71V83H70V82H69V83H66V82H68V80H67L66 82L64 81V82L66 83V84H65V83H64V84H65V86L69 84V85L66 86V87L69 89V86H70V88L72 87V89H73V84H72L73 81H72V80H70ZM86 81H87V80H86ZM86 81H85V82H86ZM97 81H98V80H97ZM105 81H106V80L103 81V84H104ZM166 81L168 82V81H170V79L168 78ZM172 81H173V80H172ZM12 82H14V81H12ZM29 82H31V80H30ZM29 82H28V83H29ZM56 82H57V81H56ZM60 82H61V81H60ZM60 82H59V84H60V86H61L62 83H60ZM80 82H78V84H79ZM85 82L82 81L81 84H80V86H83L84 84H82V83H85ZM91 82H92V81H91ZM99 82H100V81H99ZM107 82H108V81H107ZM107 82H106V83H107ZM162 82H163V81H162ZM167 82H166V83H167ZM177 82H178V81H177ZM49 83H50V82H49ZM49 83H48V84H49ZM54 83H55V82H54ZM100 83L102 84V82H100ZM14 84H15V83H14ZM25 84H26V83H25ZM29 84H30V83H29ZM33 84H34V83H33ZM50 84H51V85H49V86L54 87V84H53V85H52V83H50ZM56 84H58V82H57ZM64 84H62L61 89L59 88V89L61 90V92H67V90H68V89L65 90L66 88H64V89L62 88V87H64V86H63ZM87 84H90V82L87 83ZM87 84H86V85H87ZM91 84H93V83H91ZM91 84L88 85V86L90 87ZM111 84H112V83H111ZM113 84H114V83H113ZM113 84H112V85H113ZM147 84H148V83H147ZM37 85H38V84H36V90H37ZM41 85H42V86H41ZM114 85H115V84H114ZM178 85H179V84H178ZM2 86H5V85L3 84V85H1L0 87L2 88ZM7 86H8V85H7ZM11 86H12V85H11ZM45 86H44V87H45ZM47 86H48V85H47ZM74 86H75V85H74ZM103 86L105 87V86H107V85H102V87H103ZM12 87H13V86H12ZM12 87H11V88H12ZM20 87H21V86H20ZM22 87H23V86H22ZM34 87H35V85H34ZM58 87H59V85H58ZM77 87H78L77 91L80 90V87H79V86H77ZM89 87H87V88H89ZM100 87H101V86H100ZM107 87H109V83H108V86H107ZM124 87H125V86H124ZM176 87H177V85H176ZM199 87H200L201 89H199L198 91H199L201 94L204 95V97H205V99H206V102H207V100H210V99H209V98H210V97H209V96H210L209 92H208L207 90L203 89L200 85H199ZM6 88H7V87H6ZM11 88H10V89H11ZM24 88H25V87H24ZM26 88H27V87H26ZM32 88H33V86H32V82H31V89H32ZM50 88H51V87H50ZM83 88H85V87H83ZM83 88H81V90H83ZM98 88H99V87H98ZM109 88H110V87H109ZM147 88H148V87H147ZM177 88H179V87H177ZM15 89H16V88H15ZM29 89H30V88H29ZM31 89H30V91H33V90H31ZM33 89H34V88H33ZM72 89H71V90H72ZM89 89H90V88H89ZM89 89H88V90H89ZM100 89H101V88H100ZM100 89H99V91H100ZM106 89H107V88H105V90H106ZM110 89H111V88H110ZM110 89H108V92H110ZM122 89H123V88H122ZM174 89H175V88H174ZM186 89H187V88H186ZM69 90H70V89H69ZM88 90H87L86 92H88ZM105 90H104V88H103V92H104ZM111 90H112V89H111ZM148 90H150V89H148ZM179 90H180V88H179ZM10 91H11V90H10ZM13 91L15 92L14 89H13ZM18 91H19V90H18ZM25 91H26V89H25ZM30 91H28V92H30ZM37 91H39V90H37ZM41 91H39V92L41 93ZM53 91H54V90H53ZM84 91H85V89H84ZM101 91H102V90H101ZM101 91H100V92H101ZM143 91H145V90L143 89ZM26 92H27V91H26ZM39 92H36V93H39ZM50 92H51V91H50ZM50 92H46V88H45V91H43L42 95L50 96V94H55V92H54V93H53V92L50 93ZM58 92H59V91L57 90V92H56L57 95H58ZM105 92H106V94H108V97H107V95H106L105 93H102V92H101L102 95L104 94V95H106V98H107V99H111L110 96H109L110 94L107 93V90H106ZM111 92H112V91H111ZM114 92H115V90H114ZM114 92H112V93H114ZM151 92H152V91H151ZM164 92H165V91H164ZM7 93L10 94L9 91H8ZM20 93H21V92H20ZM33 93H34V91H33ZM40 93L37 94V96H36L37 98H38V95H41ZM44 93H45V94H44ZM48 93H50V94L48 95ZM70 93H71V92H70ZM72 93H73V92H72ZM75 93H76V92H75ZM75 93H73V94H75ZM82 93H83V92H82ZM88 93H89V92H88ZM88 93H86V94H87V97H86V98H90V97H88V95L90 96L91 93H90V94H88ZM147 93H149V92H147ZM152 93L154 94V92H152ZM186 93H187V92H186ZM193 93H194V92H193ZM195 93H197V92H195ZM5 94H6V93H5ZM15 94H16V93H15ZM79 94H80V91H79ZM83 94H85V93H83ZM86 94H85V95H86ZM99 94H100V93H99ZM99 94H97V95H99ZM153 94H151V95L154 96ZM184 94H185V93H184ZM0 95H1V93H0ZM13 95H14V94H12L11 96H13ZM34 95H35V94H34ZM59 95H60V94H59ZM61 95H62V94H61ZM112 95H113V94H112ZM147 95H148V94H147ZM170 95H171V94H170ZM185 95H187V94H185ZM4 96H5V95H3L2 97L5 99ZM16 96H17V95H16ZM29 96H30V95H29ZM55 96H56V95H55ZM71 96H72V95H70L69 98H67V100H68V99H71V98H70ZM116 96H117V95H116ZM168 96H169V95H168ZM8 97H9V96H8ZM33 97H34V96H33ZM36 97H35V98H36ZM56 97H58V96H56ZM56 97H55V99H56L57 102H56L54 99H52V100H54L56 103H54L53 101L51 102V98H52V97H50L49 102L56 104L57 107H56V106H55V107L59 109L57 103H59L58 101H60V100H58V98H59V97H62V96H59L58 98H56ZM63 97H65V96H63ZM75 97H76V96H75ZM102 97L105 98V96H102ZM125 97H127V96H125ZM169 97L171 98V96H169ZM176 97H177V96H176ZM3 98H1L0 100H3ZM29 98H30V97H29ZM29 98H28V100H29ZM45 98H46V97H45ZM53 98H54V97H53ZM72 98H73V96H72ZM99 98H100V99H103V98H101V95H99ZM106 98H105V100H106ZM153 98H154V97H153ZM170 98H169V100H170ZM178 98H179V97H178ZM184 98H185V97H184ZM30 99H31V98H30ZM32 99H33V98H32ZM32 99H31V101H32ZM40 99H41V97H40ZM59 99H60V98H59ZM64 99H66V98H64ZM167 99H168V98H167ZM171 99H172V98H171ZM11 100H12V99H11ZM38 100H39V98H38ZM38 100H33V101H36V102H37ZM43 100H44V99H43ZM43 100L41 99V101H39L40 107H43V106H44L45 108H47V107L51 106V104H50L49 106L45 105L46 103H49V102H47V101H45V100L43 101ZM46 100H47V99H46ZM95 100H96L95 102H97L98 99H95ZM113 100H114V99H113ZM135 100H136V97H135ZM135 100H134V101H135ZM160 100H161V99H160ZM4 101H5V100H4ZM4 101H3V102H4ZM31 101H28V103H30ZM33 101H32V102H33ZM62 101H63V100H62ZM136 101H137V100H136ZM150 101H151V100H150ZM153 101L156 102V99H154ZM185 101H186V100H185ZM5 102H6V101H5ZM20 102H21V101H20ZM32 102H31L30 104H32ZM68 102H73V101H68ZM74 102H76V98H75V101H74ZM83 102H84V101H83ZM109 102H110V100H109ZM119 102H120V101H119ZM160 102H162V100H161ZM160 102H158V104H159ZM182 102H183V101H182ZM182 102H181V103H182ZM189 102H190V100H189ZM64 103H66V102H64ZM90 103H91V102H89L88 104H90ZM93 103H94V101L92 102V104H93ZM98 103H99V102H98ZM98 103H94V104L97 105ZM114 103H115V102H114ZM127 103H128V102H127ZM204 103H205V102H204ZM10 104H11V103H10ZM14 104H15V102H14ZM39 104H38V105H39ZM43 104H44V105H43ZM80 104H81V103H80ZM94 104H93V105H94ZM102 104L106 107V105H105L106 103H105V104L102 103ZM102 104L100 103V105H102ZM137 104H138V102H137ZM147 104H148V103H147ZM152 104H153V103H152ZM158 104L156 103V105H158ZM202 104H203V103H202ZM2 105H3V104H2ZM36 105H37V103H36ZM59 105H60V103H59ZM64 105H65V104H64ZM72 105H74V103H73ZM77 105L80 106V105H79V102H78ZM100 105L98 104V106H100ZM110 105H111V104H110ZM156 105H154L153 107H155ZM159 105H161V104H159ZM164 105H165V104H164ZM186 105H187V104H186ZM186 105L184 106V104H183V107L186 108ZM188 105H189V104H188ZM188 105H187V107H188ZM10 106H11V105H10ZM10 106H9V107H10ZM34 106H35V105H34ZM46 106H47V107H46ZM53 106H54V105L52 104V108H53ZM62 106H63V105H62ZM68 106H69V105H68ZM70 106H71V105H70ZM85 106L87 107V104H85ZM85 106H84V107H85ZM161 106H162V105H161ZM202 106H204V105H202ZM4 107L6 108V106H4ZM9 107H8V109H9ZM18 107H19V106H18ZM35 107H37V106H35ZM35 107H34V108H35ZM65 107H66V106H65ZM80 107H81V106H80ZM80 107H78V108H79L80 110L82 109L81 111H83V112L85 113L86 111H88V109H90L91 106H90V107L88 106L89 108H87V110H86V108H85L86 111L83 110V108H82L83 106H82L81 108H80ZM95 107H97V106H95ZM105 107H104V108H105ZM107 107H109V106H107ZM149 107H150V106H149ZM153 107H152V108H153ZM157 107H158V106H157ZM163 107H164V106H163ZM181 107H182V106H181ZM183 107H182V111H183ZM14 108H15V107H14ZM32 108H33V107H32ZM38 108H39V106L37 107V109H38ZM73 108H74V109H77L76 106H74ZM93 108H94V107H93ZM93 108H92V109H93ZM97 108H98V107H97ZM101 108H102V107H101ZM104 108H103V110H104ZM152 108H150V109H152ZM164 108H165V107H164ZM18 109H20V108H18ZM18 109H17V110H18ZM35 109H36V108H35ZM50 109H51V108H50ZM58 109H56V111H58ZM63 109H64V107L62 108L61 105H60V111L58 112L60 115H61V112L65 111V110L68 111V107H67V109H64V110H63ZM70 109H71V108H70ZM74 109H72V110H74ZM105 109L107 110V108H105ZM148 109H149V108H148ZM196 109H197V108H196ZM208 109H209V108H208L207 103H206V109L203 108V107H201L200 115H198V116H202V118H201V122H202V125H203V126L206 125V118H207V111H208ZM6 110H7V109H6ZM6 110H5L3 113H5ZM9 110H10V109H9ZM14 110H15V109H14ZM17 110H15V112H13V113L15 114ZM48 110H49V109H48ZM52 110H53V109L50 110L51 113H52ZM62 110H63V111H62ZM80 110H77V111H79V113H81ZM128 110H129V109H128ZM168 110H169V109H168ZM42 111H44V110H40V109H38V112H42ZM45 111H46V110H45ZM45 111H44V112H45ZM50 111H49V112H50ZM53 111H54V110H53ZM74 111H76V110H74ZM74 111H73V113H74ZM92 111H93V110H92ZM153 111H155V110L153 109ZM157 111H158V109H157ZM8 112H9V111H8ZM8 112H6V114H7L6 116H8L7 119H9V115H8V114H10V115L12 114V113H8ZM26 112H27V111H26ZM34 112H35V111H34ZM36 112H37V111H36ZM36 112H35V114L38 115V112H37V113H36ZM44 112H43V113H44ZM49 112L47 111V113H46V112H45V113H46V114H49ZM70 112H72V111H70ZM70 112H67V114H65L64 116H67V117H68V114H69ZM83 112H82V113H83ZM94 112H96V111H94ZM150 112H152V111H150ZM161 112H162V111H161ZM163 112H166V111L163 110ZM163 112H162V114H164V115L161 114L160 116H158L159 119H155L154 123H151L149 126H151V125H155V124L158 123V121H160V120H161L160 123L162 122V120H163V122H166V121H168V120H169V122H170L171 120L175 119V115H178V117H176V119L179 118V115H180V114L175 113V115L173 114L172 116H169V117H171V118H169V119H167V120L165 121L166 118H165L164 116H166V115H165V113H163ZM198 112H199V110H198ZM3 113H2V115L4 116L5 114H3ZM56 113H57V112H56ZM65 113H66V112H65ZM99 113H100V112H99ZM152 113H153V112H152ZM14 114H13V117H19V116H20V115L15 116V115L18 114V111H17V114H15V115H14ZM27 114H28V113H27ZM46 114H42V115L45 116ZM54 114H55V112H54ZM54 114H50L51 116H50V115H49V116L52 117V115H54ZM104 114H105V113H103L102 118L100 117V120L103 119V117L105 116ZM159 114H160V113H158V115H159ZM170 114H171V113H170ZM31 115H32V113H31ZM57 115H58V114H57ZM60 115H58V116H60ZM75 115L78 117L77 114H75ZM82 115H84V114H82ZM87 115H88V114H87ZM87 115H86V118H87ZM100 115H102V114H100ZM116 115H117V114H116ZM144 115H145V114H144ZM153 115H154V114H153ZM155 115H157V114H155ZM168 115H169V111H168L167 116H168ZM3 116H2V117H3ZM33 116H34V114H33ZM40 116H41V114H40ZM58 116H54V117L57 118V119H54L53 122H57V123H58V121H56V120H59V119H61V118H62V119H63V118L65 119L64 116H63V117L60 116L61 118L58 119ZM84 116H85V115H84ZM106 116H107V115H106ZM106 116L104 117V119L106 118ZM109 116H110L109 119H110V121H111V116H112V115H109ZM109 116H108V117H109ZM167 116H166V117H167ZM180 116H181V115H180ZM11 117H12V116H11ZM11 117H10V118H11ZM13 117H12V119H13ZM29 117H31V116H28V118H29ZM47 117H48V116H47ZM88 117H90V116H88ZM108 117H107V118H108ZM147 117H148V116H146V119H147ZM150 117H151V116H150ZM150 117H149V118H150ZM160 117H161V118H160ZM162 117H163V118H162ZM172 117H174V118H172ZM183 117H184V116H183ZM19 118H20V117H19ZM32 118H33V119H31V122H32V120L35 121L38 117H35V118L32 117ZM78 118H79V117H78ZM80 118H82L81 115H80ZM86 118L84 117L83 120L86 119ZM107 118H106L105 120L108 121V123H109L110 121H109V119H107ZM143 118H144V117H143ZM153 118H156V117L153 116ZM4 119H5V118H4ZM16 119H17V118H16ZM48 119H49V117L46 118V123L49 122ZM51 119H53V118H51ZM51 119H50V120H51ZM71 119H72V118H71ZM87 119H88V118H87ZM87 119H86V121H87ZM104 119L101 120V121L107 123ZM112 119H113V116H112ZM114 119H115V118H114ZM197 119H198V118H196V120H197ZM9 120H10V119H9ZM40 120H41V119H40ZM40 120H39V121H40ZM47 120H48V121H47ZM65 120H68V121H69V119H65ZM88 120L92 121L90 118H89ZM147 120H148V119H147ZM156 120H157V121H156ZM199 120H200V119H199ZM3 121L6 122V124L10 123V122L7 123V120H6V119L3 120V118H2V120L0 121V122H1L0 125L3 123ZM10 121H11V120H10ZM14 121H15V120H14ZM14 121L12 120L13 124L10 123L11 125H13V128H14L15 125H16V127H17V125L19 124V122H17V123H18V124H17V123H14ZM29 121H30V120H29ZM41 121H44L43 118H42ZM62 121H64V120H61V122H62ZM74 121H75V120H72L71 122H74ZM101 121H100L99 124H98V123H97V124H98V125H100V124L102 125ZM177 121H179V120H177ZM25 122H28V121H25ZM53 122H52V123H53ZM59 122H60V121H59ZM94 122H95V121H93V123H94ZM115 122H116V121H115ZM163 122H162L161 124H164ZM185 122L187 123V121H185ZM34 123L36 124V121H35ZM34 123H32V124H34ZM46 123L42 125L43 128H44V126L46 125ZM50 123H51V121H50ZM50 123H49V124H50ZM57 123H56V124H57ZM95 123H96V122H95ZM118 123H119V121H118ZM160 123H158V124H160ZM166 123H168V122H166ZM172 123H173V122H172ZM186 123H184V124L187 125ZM198 123H199V121H198ZM6 124L3 123L2 126L5 127ZM10 124H9V125H10ZM14 124H15V125H14ZM22 124H24L23 121H22ZM26 124H28V123H26ZM26 124H24V126H23V125H22V126H23L24 128L28 127ZM29 124H31V123H29ZM29 124H28V125H29ZM35 124H34V126L32 125V126H33V129H34V127H35ZM54 124H55V123H54ZM174 124H175V122H174ZM184 124H183V126H184V128L186 129L187 127H185ZM194 124H195V123H194ZM199 124H200V123H199ZM19 125H21V123H20ZM25 125H26V127H25ZM47 125H48V124H47ZM145 125H146V124H145ZM164 125H165V124H164ZM195 125H196V124H195ZM2 126H1V128H2ZM7 126H8V125H7ZM22 126H20V127H22ZM37 126H38V128H39V126H40V127H41L40 129L44 130V132H45V131L47 132L48 129H49L48 126H47V129L45 128L46 130L43 129L41 125H36V127H37ZM49 126L51 127V124H50ZM102 126H104V125H102ZM156 126L160 127V125H157V124H156ZM168 126H169V125H168ZM18 127H19V126H18ZM36 127H35V129H34L35 131H37V130H36V129H37ZM45 127H46V126H45ZM106 127H107V126H106ZM135 127H136V126H135ZM173 127H174V126H173ZM1 128H0V131H1ZM51 128H52V127H51ZM51 128H50V129H51ZM150 128H151V127H150ZM153 128H154V127H153ZM167 128H168V127H167ZM8 129H12V127L10 126V128L8 127L7 129H6V127H5L6 132H7ZM19 129L21 130L20 135H21V133H22V134L24 133V132H22V130H24V131L27 132L26 129L18 128V130H19ZM29 129H30V128H29ZM29 129H28V130H29ZM144 129H146V128H144ZM171 129H172V128H171ZM18 130H17V131H18ZM20 130H19V131H20ZM42 130H41V131H42ZM86 130H87V129H86ZM142 130H143V129H142ZM167 130H169V129H167ZM176 130H177V129H176ZM9 131H11V130H9ZM9 131H8V132H9ZM39 131H40V130H39ZM41 131H40V132H41ZM89 131H90V130H89ZM146 131H147V130H146ZM154 131H155V130H154ZM170 131H171V130H170ZM180 131H181V130H180ZM8 132H7V134H8ZM11 132L13 133L14 130L12 129ZM31 132H32V130H30L29 133H31ZM40 132H38L40 135L42 134V136H43L44 134H46V136H47V133H44V134H43L42 132H41V133H40ZM49 132H50V130H49ZM49 132H48V134H51V133H52V130H51L50 133H49ZM53 132H54V130H53ZM57 132H59V131H57ZM139 132H140V129H139ZM150 132H151V131H150ZM157 132H158V131H157ZM166 132H167V131H166ZM178 132H179V131H178ZM3 133H4V132H3ZM3 133H0V134H1L0 136H2ZM16 133H17V132H16V128H15V134H16ZM27 133H28V132H27ZM27 133H24V134L27 135ZM59 133H60V132H59ZM59 133L57 134V137H58ZM142 133H143V132H141L140 134H142ZM148 133H149V132H148ZM168 133H169V131H168ZM179 133H180V132H179ZM179 133H178V134H179ZM198 133H199V132H198ZM15 134H14V133L11 134L12 137H13V135H15ZM24 134H23V135H24ZM175 134H176V133H175ZM3 135H4V134H3ZM23 135H22V137H23ZM34 135H35V132H32V138H33ZM52 135H53V133H52ZM52 135H51V136H52ZM63 135H64V134H63ZM144 135H145V134H144ZM169 135L171 136V134H169ZM169 135H167L165 138H168ZM173 135H174V134H173ZM239 135H240V134H239ZM28 136H29V135H28ZM30 136H31V134H30ZM49 136H50V135H49ZM60 136H62V135L60 134ZM60 136H59V138H60ZM72 136H73V135H72ZM77 136H78V135H77ZM79 136H82V134L79 135ZM147 136H149V135H147ZM163 136H165V135H163ZM3 137H5V136H3ZM3 137L0 138V168L3 169L4 166H5V170H6V168H8V169L6 170V171L9 170L8 172H6L7 174L4 175V172H5L4 170H3V173H2V174H3V176H6V179L9 178L10 180H14V179H17L16 177H17L19 174H17V175L14 174V176H16V177L14 178V176H13V172L16 173L17 170L19 169V168L16 169V167H20V168H21L20 165H22V164H20L19 166H17V165H18V162H20V161H17V160L14 161V160H13L14 158H11L14 154L12 155V152H11V150H10V147L6 144V142H5L6 139H3ZM6 137H7V140L10 141L11 139H14L16 136H14V138H10V139L8 138V137H9L8 135H7ZM18 137H19V138H22L21 136H19V133H18V135H17V138H18ZM34 137H35V136H34ZM36 137L38 138L39 135H37ZM36 137H35L34 140L37 139ZM43 137H45V135H44ZM52 137H53V136H52ZM55 137H56V136H55ZM68 137H70V136H68ZM68 137H66V138L64 137V139H63V137H62V140H61V138H60V140H61L63 143H62L61 141H59L58 138H56V140H58V142H59L58 145H59V146H60L61 143H62V144L65 143L64 145H65L66 147L63 145V146L65 147L64 150H65V151L68 150V151L70 152V154H72V155L74 154L75 157L77 156V155H75V154H78V152H79L78 150H85V149H88L90 155H91V154H94V153H95L94 155H96V154L98 153V155H96V156H98L99 158H101L100 160H104V158H105L106 155H107L108 149H107V147H106L105 145H103L102 148L100 147V150H99V148H97V151H95V149H94V151H93L92 146H94V145L96 144L94 141L92 142V144H93V143H94V144L91 146V145H90V144H91V141H88V142H90L89 144L84 143L83 140L81 141V138L84 137V136H82L81 138H80V137H76V136H75V137H70V138H68ZM85 137H86V136H85ZM85 137L83 138L84 140H85ZM87 137H88V136H87ZM90 137H91V136H90ZM46 138H47V137H46ZM46 138H45V139H46ZM77 138H80V139H77ZM142 138H143V137H142ZM142 138H141V139H142ZM152 138H153V137H152ZM156 138H157V137H156ZM15 139H16V138H15ZM23 139H28V137H26V138L23 137ZM29 139H31V138L29 137ZM29 139H28V141H29ZM45 139H44V140H45ZM47 139H48V138H47ZM50 139H51V138H50ZM150 139H151V137H150ZM239 139H241V141H243V143H244V144H243V148H245V146L248 144L249 140H248L247 138H243V137H241V138H239ZM7 140H6V141H7ZM32 140H33V139H32ZM180 140H181V139H180ZM180 140H179V142H181ZM182 140H183V139H182ZM25 141H26L25 145H26L27 148H28L27 140H25ZM42 141H43V140H42ZM54 141H55V140H54V138H53V142H54ZM158 141L160 142L159 139H158ZM12 142H13L14 145H15V141H12ZM37 142H38V141H37ZM48 142L51 144V140H50V141L48 140ZM60 142H61V143H60ZM149 142H150V141H149ZM154 142H155V141H154ZM161 142H162V140H161ZM208 142H209V141H208L207 139H204V140H203V143H204V144H205V143H208ZM8 143L12 144L11 141L8 142ZM98 143H99V142H98ZM134 143H135V142H134ZM155 143H156V142H155ZM162 143H163V142H162ZM182 143H183V142H181V144H182ZM185 143H186V142H185ZM209 143H210V142H209ZM30 144H31V147L34 146L33 143L30 142ZM32 144H33V146H32ZM35 144H36V143H35ZM37 144H38V143H37ZM37 144H36V145H37ZM47 144H48V143L45 144V142H44V145H45V146H46ZM50 144H49V145H50ZM128 144H129V143H128ZM132 144H133V142H132ZM132 144L130 145V149H131V150H136V149H134V148H136V147H134L135 145L133 146ZM150 144H151V142H150ZM150 144H149V145H150ZM166 144H168V143L166 142ZM25 145H24V147H25ZM44 145H43V146H44ZM121 145H122V144H121ZM15 146H16V145H15ZM20 146H21V142H20ZM20 146L18 145V148H17V149H19ZM38 146H39V145H38ZM45 146L42 147V150H43V148H45ZM47 146H48V145H47ZM50 146H51V145H50ZM50 146H49V148L51 149V148L53 147V145H52L51 147H50ZM90 146H91V147H90ZM122 146H123V145H122ZM132 146H133V147H132ZM146 146H148L147 143L142 144V145L139 146L138 148H141V147H142V148H147V149H148L147 151H149V149L152 147V146H151V147L148 146V147H150V148H148V147H146ZM158 146L161 147V145H158ZM163 146H164V145H163ZM165 146H166V148H167V145H165ZM168 146H169V145H168ZM184 146H185V145H184ZM21 147H22V146H21ZM29 147H30V146H29ZM55 147H58V146H57V143H55ZM55 147H53V148L55 149ZM153 147H154V146H153ZM153 147H152V148H153ZM169 147H170V146H169ZM173 147H174V146H173ZM178 147H179V146H178ZM13 148H14V147H13ZM25 148H26V147H25ZM34 148H35V147H34ZM34 148H33V150H34ZM47 148H48V147H47ZM49 148H48L47 151H49ZM58 148H59V147H58ZM61 148H62V146H61ZM93 148H94V147H93ZM111 148H112V147H111ZM138 148H137V150L140 151V149H138ZM163 148H164V147H163ZM170 148H171V147H170ZM170 148H167V149L170 150ZM174 148H175V147H174ZM179 148H180V147H179ZM208 148H209V147H208ZM15 149H16V148H15ZM15 149H14V150H15ZM20 149H22V148H20ZM35 149H36V148H35ZM37 149H38V148H37ZM37 149H36V150H37ZM109 149H110V148H109ZM128 149H129V148H128ZM156 149H157V148H156ZM161 149H162V147H161ZM167 149H165V148H164V150L162 149V151H161V155H163V154L165 155L166 152H169V151H166ZM172 149H173V148H171V150H172ZM182 149H183V148H182ZM24 150H26V149H24ZM31 150H32V149H31ZM39 150H40V148H39ZM45 150H46V149H45ZM56 150H57V152L60 151V149H57V148H56ZM125 150H126V149H125ZM143 150H144V152H146L145 149H143ZM159 150H160V149H159ZM171 150H170V151H171ZM177 150H178V148H177ZM184 150L186 151V149H183V151H181L180 153L183 154V153L185 152ZM18 151H19V150H18ZM26 151H28V150H26ZM43 151H44V150H43ZM43 151H41V152H43ZM50 151L54 152L53 149L50 150ZM77 151H78V152H77ZM151 151L153 152V149H152ZM165 151H166V152H165ZM15 152H16V150H15ZM20 152H21V151H20ZM35 152H36V151H35ZM41 152H40L39 154L42 155V156H44L43 153L41 154ZM60 152H61V151H60ZM75 152H77V153H75ZM84 152H87V151H84ZM128 152H129V150H128ZM133 152H134V151H131V153H133ZM135 152L138 153V151H135ZM141 152H142V154H143V151H141ZM171 152H172V151H171ZM171 152H170V153H171ZM25 153H26V152H25ZM27 153H28V152H27ZM37 153H38V152H36L35 154L37 155ZM54 153H56V152H54ZM79 153H80V152H79ZM81 153H82V152H81ZM81 153H80V154H81ZM87 153H88V152H87ZM131 153H130V154H131ZM136 153H135L136 156H133V158L138 157ZM170 153H169V154H170ZM21 154L23 155L24 153H21ZM21 154H20V155H21ZM52 154H53V153H52ZM58 154H60V153H58ZM64 154H65V153H64ZM80 154H79V156H80V159H81V155H82L83 153H82L81 155H80ZM133 154H134V153H133ZM139 154H140V153H139ZM142 154H141V155H142ZM181 154H180V157H183L184 154H183V156H182ZM186 154H187V153H186ZM17 155H18V152H17ZM22 155H21V156H22ZM28 155H30V154H28ZM48 155H49V154H48ZM48 155H47V156H48ZM61 155H62V153L60 154V156H61ZM84 155H85V153H84ZM86 155H87V154H86ZM144 155H146V154H143V156H144ZM164 155H163V158H162V160H164V161H163V163L161 162L163 165L166 164V159H165L166 156H164ZM176 155H177V153H176ZM176 155H175V156H176ZM21 156H20V157H21ZM42 156H41V157H42ZM47 156H45V157H46V158L44 159L45 161H46V159L48 158ZM49 156H51V153H50ZM53 156H54V155H53ZM68 156H69V155H68ZM68 156H67V157H68ZM91 156L93 157V155H91ZM126 156H127V155H126ZM156 156H157V155H155V158H156ZM175 156H173V158H174ZM185 156H186V155H185ZM185 156H184V157H185ZM13 157H14V156H13ZM15 157H17V156H15ZM18 157H19V155H18ZM20 157H19V158H20ZM35 157H36L35 155L32 156V157H31V155H30V158H35ZM55 157H56V156H55ZM111 157H112V156H111ZM144 157H146V156H144ZM144 157L141 156V158H144ZM158 157H159V156H158ZM168 157H169V156H168ZM180 157H178V158H180ZM23 158H24V157H23ZM28 158H29V157H28ZM28 158L26 157L25 159L27 160ZM30 158H29V159H30ZM43 158H44V157H43ZM58 158H59V157H58ZM73 158H74V157H73ZM82 158H83V157H82ZM131 158H132V156H131ZM131 158H130V159H131ZM139 158H140V157H138L137 159H139ZM149 158H150V160H151V156H150ZM149 158L146 159L147 161H146L145 164H147V162L151 163V161L148 160ZM173 158H171L172 161H173ZM195 158H196V157H195ZM60 159H62V156L60 157ZM137 159H135V160H137ZM144 159H145V158H144ZM168 159H169V158H168ZM180 159H181V158H180ZM10 160H11V161L13 160V161H12L13 163L9 162ZM21 160H22V158H21ZM34 160H35V159H34ZM44 160L42 159V163H41V162H39V163L43 164V161H44ZM50 160H51V159H50ZM52 160H53V159H52ZM70 160H71V159H70ZM131 160H132V159H131ZM162 160H161V161H162ZM177 160H178V159H176V162L174 161V163L172 164V167H171V168H174L175 165L181 163V161H180V163H179V162H177ZM16 161H17V164L15 163ZM22 161H23V160H22ZM22 161H21V162H22ZM35 161H36V160H35ZM141 161H143V163H144L145 160H142V159L140 160V159H139L138 162H137V161H134V162H137V164H138V163L141 162ZM170 161H171V160H170ZM170 161H169V163H168V162H167V163H168V164H171ZM193 161H194V160H193ZM7 162H8L9 164H7ZM28 162H29V161H28ZM37 162H38V161H37ZM48 162H49V161H48ZM69 162H70V161H69ZM71 162H72V161H71ZM73 162H74V161H73ZM184 162H185V161H184ZM5 163L7 164V167H6V164H5ZM10 163L13 165V166H12V167H13V170H12L13 172H12V174L9 173L10 170H11V168H9V167H10ZM22 163H23V162H22ZM31 163H33V162H31ZM44 163H45V162H44ZM46 163H47V162H46ZM46 163H45V164H46ZM143 163H140L141 165L139 166V169H140V167H143L142 169H144L145 166L147 167V166L149 165V164H148V165H145V164H144V165H145V166H144ZM161 163H159V166L162 165ZM176 163H177V164H176ZM15 164H16V165H15ZM50 164H51V163H50ZM71 164H72V163H71ZM151 164H152V163H151ZM174 164H175V165H174ZM2 165H4V166L2 167ZM26 165H27V163H26ZM26 165H25V167H26ZM33 165H37V167H38L40 164L38 165L37 163H36V164L33 163L32 166H33ZM46 165H47V164H46ZM134 165H135V164H134ZM138 165H139V164H138ZM142 165H143V166H142ZM180 165H181V166H182V165L184 166V163L182 162ZM14 166H15V167H14ZM22 166H24V165H22ZM28 166H29V165H28ZM30 166H31V165H30ZM32 166H31V167H32ZM49 166H50V165H49ZM153 166L155 167L156 165L154 164ZM186 166H187V165H186ZM25 167H24V169H26V170L29 169V167H28V169L25 168ZM31 167H30V168H31ZM37 167L35 166V168H37ZM44 167H45V166H44ZM44 167H43V168H44ZM146 167H145V168H146ZM165 167H166L165 169L162 168L163 170H162L160 167H158V169L160 168V169L163 171V173L165 174V172H166V170H167V167L170 168L168 165L165 166ZM178 167H180V166H177L176 168H178ZM33 168H34V167H33ZM47 168H48V167H47ZM136 168H137V167H136ZM155 168H156V167H155ZM2 169H1V171H0V175H2V174H1ZM15 169H16V170H15ZM24 169H23V170H24ZM45 169H46V168H45ZM130 169H131V168H130ZM158 169H157V170H158ZM160 169H159V170H160ZM20 170H21V169H20ZM33 170H34V169H33ZM37 170H38V169H37ZM137 170H138V169H137ZM171 170H173V169H171ZM174 170H175V169H174ZM130 171H133V170H130ZM138 171H140V170H138ZM164 171H165V172H164ZM178 171H181V170L179 169ZM191 171H192V170H191ZM19 172H21V171H19ZM24 172H25V170H24ZM38 172H40V171H38ZM134 172H135V171H134ZM156 172H157V171H156ZM159 172H160V171H159ZM167 172H168V171H167ZM185 172H187V171H185ZM189 172H190V171H188V173H189ZM33 173H34V172H33ZM35 173H37V172H35ZM126 173H128V172H126ZM135 173H136V172H135ZM135 173H134V174H135ZM173 173H174V176L177 175V174H175V171H174ZM173 173L170 172L171 176H169V177L172 178V179L174 178V176L172 177ZM176 173H177V171H176ZM182 173H184V172H182ZM8 174H9V175H8ZM130 174H131V173H130ZM132 174H133V172H132ZM151 174H152V173H151ZM157 174H158V173H157ZM166 174H167V173H166ZM166 174H165V175H166ZM184 174H185V173H184ZM7 175H8V177H7ZM10 175H11L14 179H13L12 177H10ZM154 175H155V177H158V181H159V179H160V186H161V183H162L161 180H163V179H165V178L167 179V176H168V175H166L165 177H163V179H161V178H159V176H157L156 174H154ZM185 175L187 176V174H185ZM185 175H184V176H185ZM19 176H21V175H19ZM126 176H127V175H126ZM131 176H132V175H131ZM131 176H130V177H131ZM160 176H161V175H160ZM184 176H182V177H184ZM188 176H189V175H188ZM1 177H2V176H1ZM127 177H128V176H127ZM134 177H135V176H134ZM155 177H154V179H156ZM175 177H176V176H175ZM182 177H181V178H182ZM4 178H5V177H4ZM139 178H140V177H139ZM170 178H169V179H170ZM179 178H180V177H179ZM179 178H178L177 183H178L179 180H180ZM128 179H129V178H128ZM166 179L163 180V181L166 182V181L169 180V179H168V180H166ZM96 180H97V179H96ZM186 180H187V178H186ZM4 181H5V180H4ZM109 181L113 182L112 180H109ZM154 181H155V180H154ZM156 181H157V180H156ZM156 181H155V182H156ZM218 181H219V180H218ZM218 181H217V182H218ZM5 182H6V181H5ZM129 182H133V181L131 180V181H129ZM135 182H136V181H135ZM165 182H164V183H165ZM168 182H169V181H168ZM173 182H174V181H172V183H170V185L173 184ZM180 182H181V180H180ZM183 182H184V181H183ZM7 183H8V182H7ZM7 183H6V184H7ZM11 183H12V182H11ZM117 183H118V182H117ZM145 183H146V182H145ZM149 183H150V182H149ZM166 183H167V182H166ZM166 183H165V184H166ZM177 183H176V184H177ZM181 183H182V182H181ZM6 184H5V183L2 184V181L0 180V185H2V187L0 186V188H3L4 185H6ZM8 184H9V183H8ZM110 184H111V183H110ZM130 184H131V183H130ZM140 184H141V183H140ZM147 184H148V183H147ZM112 185H113V184H112ZM116 185H117V184H116ZM116 185H115V188H116ZM126 185H127V184H126ZM133 185H135V184L133 183ZM151 185H152V184H151ZM167 185H169V183H168ZM167 185H165V186H167ZM170 185H169V186H170ZM113 186H114V185H113ZM117 186H118V185H117ZM127 186H128V185H127ZM137 186H141V185H139V184L135 185V187H137ZM169 186H167V188H166L167 190L169 189V188H168ZM179 186H180V185H179ZM213 186H214V185H213ZM96 187H97V186H96ZM99 187H100V186H99ZM107 187L109 188V186H107ZM143 187L145 188V186H143ZM150 187H151V186H150ZM171 187H172V186H171ZM174 187H175V186H174ZM180 187H181V186H180ZM182 187H183V186H182ZM73 188H74V186H73ZM73 188H72V189H73ZM75 188H76V187H75ZM124 188H125V187H124ZM128 188H129V186H128ZM130 188H131V187H130ZM158 188H160V187H158ZM232 188H233V187H232ZM106 189H107V188H106ZM133 189H134V188H133ZM137 189H139V187H138ZM140 189H141V188H140ZM161 189H162V187H161ZM164 189H165V188H164ZM166 189H165V190H166ZM89 190H90V188H89ZM91 190H92V189H91ZM91 190H90V191H91ZM108 190H109V189H108ZM117 190H118V189H117ZM141 190H143V189H141ZM144 190L146 191V189H144ZM147 190H150V189H148V186H147ZM165 190H164V191H165ZM167 190H166V191H167ZM175 190H176V189H175ZM175 190H172V192L170 193V194H171L170 198H171V197L173 198V199L171 198L172 200H175L176 198H178L177 196H178V193H179V192L176 193ZM234 190H235V191H238V190H236V189H234ZM0 191H1V190H0ZM45 191H46V190H45ZM76 191H77V188H76ZM79 191H80V190H79ZM86 191H87V190H86ZM112 191H114V189H113ZM123 191H124V189H123ZM137 191H138V190H136V193H137ZM150 191H151V193H152V190H150ZM150 191H149V192H150ZM169 191H170V190H169ZM174 191H175V192H174ZM177 191H179V190H177ZM183 191H184V190H183ZM186 191H187V189H186ZM220 191H221V190H220ZM117 192H118V191H117ZM125 192H126V191H124V194H126ZM128 192H129V191H128ZM139 192H140V191H139ZM139 192H138V193H139ZM154 192L156 193V191H153L152 195L155 197L156 194H155ZM167 192H168V191H167ZM173 192H174L175 194H177V195L174 194L175 197H176L175 199H174V196H173ZM238 192H240V191H238ZM238 192H235V193L237 194ZM262 192H263V191H262ZM48 193H49V192H48ZM75 193H77V192H75ZM83 193H84V192H83ZM115 193H116V191H115ZM121 193H123V192L121 191L120 194H121ZM130 193H131V192H130ZM134 193H135V192H134ZM134 193H131V194H134ZM143 193H144V192H143ZM147 193H148V192H147ZM159 193H160V192H159ZM163 193H164V192H163ZM263 193H264V192H263ZM70 194H73V193H70ZM95 194H96V193H95ZM112 194H113V193H112ZM116 194H117V193H116ZM139 194H140V193H139ZM141 194H142V193H141ZM154 194H155V195H154ZM210 194H211V193H210ZM219 194H220V193H219ZM239 194H240V193H239ZM113 195H115V194H113ZM126 195H127V194H126ZM136 195H137V194H136ZM143 195L145 196V195H148V194H146V192H145V194H143ZM163 195H164V194H163ZM197 195H198V194H197ZM197 195H196V196H197ZM208 195H209V194H208ZM79 196H80V195H78V197H79ZM127 196H128V195H127ZM127 196H126V197H127ZM134 196H135V195H134ZM134 196H133V197H134ZM137 196H139V197H138L139 199L141 198L140 195H137ZM149 196L152 197L151 194H150ZM159 196H160V195H159ZM166 196H167V199H168L169 201H171V199H169V197H168V196H169L168 193H166ZM185 196H186V195H185ZM259 196H260V195H259ZM1 197H2V196H1ZM128 197H129V196H128ZM128 197H127V198H128ZM133 197H132V198L130 197V199L128 198V199H129V200H128V204H129V202L133 199ZM135 197H136V196H135ZM262 197H264V196H262ZM71 198H72V197H71ZM136 198H137V197H136ZM138 198H137V199H138ZM152 198H153V197H152ZM155 198H156V197H155ZM25 199H26V198H25ZM74 199H75V198H74ZM79 199H80V198L75 199V202H74V201H73V202L76 204V203L79 202ZM85 199H88V198L86 197ZM85 199H84V200H85ZM137 199H135V201H136ZM139 199H138V200H139ZM150 199H151V198H150ZM153 199H154V198H153ZM206 199H208V196H207ZM77 200H78V201H77ZM84 200H81L82 202L80 201L81 204H80V202H79V204L82 205V203H85L86 200H85V201H84ZM102 200H103V199H102ZM106 200H107V199H106ZM106 200H105V201H106ZM138 200H137V201H138ZM154 200L157 201L158 199H157V200L154 199ZM154 200H153V201H154ZM168 200H166V201H168ZM178 200H179V198H178ZM254 200H255V198H254ZM69 201H70V200H69ZM103 201H104V200H103ZM125 201L127 202V200H125ZM132 201H134V199H133ZM137 201L134 202L135 204L133 203V205H136V204L138 205V204L140 203L139 201H138V202H137ZM153 201H152V199H151V201H148V202H153ZM166 201L164 202V204L166 203ZM183 201H185V200H183ZM205 201H206V200H205ZM46 202H47V201H46ZM49 202L51 203L50 200H49ZM49 202H48V203H49ZM106 202L109 203V201H106ZM143 202H144V201H143ZM145 202L147 203V201H145ZM157 202H158V201H157ZM172 202H173V201H172ZM172 202H168L169 205H170V203H172ZM177 202H178V201H177ZM186 202H187V200H186ZM18 203H19V202H17V204H18ZM104 203H105V202H104ZM111 203H112V202H110V204H111ZM130 203H131V202H130ZM141 203H142V201H141ZM174 203H176V202H174ZM204 203L206 204L207 202H204ZM0 204H1V203H0ZM17 204H15V205H17ZM114 204H115V203H114ZM114 204H112V205H114ZM155 204H156V203H154V205H155ZM157 204H158V203H157ZM157 204H156V205H157ZM166 204H167V203H166ZM20 205H21V204H20ZM27 205H28V204H27ZM52 205H53V203H52ZM70 205H71V204H70ZM80 205H79V207H78L77 204H76L75 206L78 207V208L75 209V207H74V209H73L74 211L72 210V207H71L72 214H71V213H67L66 216H68V214H69V215L71 214L70 216H72V215L74 216V214H75V213H74L75 210L78 211L79 208L82 207V206H80ZM104 205H105V204H104ZM112 205H111V206H112ZM117 205H118V204H117ZM126 205H127V204H126ZM133 205H130V204H129V206L127 205V207L130 208V206H133ZM149 205H150V204H149ZM152 205H153V203H152ZM156 205H155L154 207H156ZM167 205H168V204H167ZM179 205H180V204H179ZM160 206H162V204H161ZM163 206H164V205H163ZM163 206H162V207H163ZM177 206H178V205H177ZM184 206H186V205H184ZM262 206H263V205H262ZM13 207H14V205H13ZM22 207H23L22 210H24V206H22ZM104 207H105V206H104ZM118 207H119V205H118ZM133 207H135V206H133ZM136 207H137V206H136ZM136 207H135V208H136ZM150 207H151V205H150ZM150 207H148V208H150ZM162 207H159V204L157 205V208H158L159 210L161 209L160 211H163V210H162ZM170 207H171V205H170ZM173 207H174V206H173ZM259 207H261V206H259ZM17 208H18V207H17ZM25 208H26V207H25ZM84 208H85V207H82V208H80V210H84ZM125 208H126V207H125ZM131 208H132V207H131ZM179 208H180V207H179ZM185 208H187V207H185ZM185 208H183L182 210H184ZM11 209H12V208H11ZM52 209H53V208H52ZM92 209H93V208H92ZM144 209H145V208H144ZM166 209L169 210V206H168ZM257 209H258V208H257ZM28 210H29V209H28ZM119 210H120V207H119ZM130 210H131V209H130ZM145 210H146V209H145ZM168 210H167V211H168ZM177 210H178V209H177ZM131 211H132V210H131ZM142 211H143V209H142ZM150 211H151V208H150ZM157 211H158V210H156V212H157ZM160 211H158V212H160ZM171 211H172V210H171ZM171 211H170V212H171ZM180 211H181V210H180ZM260 211H261V210H260ZM63 212H64V211H63ZM63 212H62V213H63ZM120 212H121V211H120ZM122 212H123V211H122ZM138 212H139V211H138ZM146 212H147V211H146ZM146 212L144 213V211H143L144 214H146ZM151 212H153V211H151ZM176 212H178V211H175V213H176ZM8 213H9V212H8ZM128 213H129V212H128ZM136 213H137V212H136ZM141 213H142V212H141ZM143 213H142V214H143ZM149 213H150V212H149ZM171 213H172V212H171ZM183 213H184V212H183ZM10 214H11V213H10ZM77 214H79V213H77ZM123 214H124V213H123ZM125 214H127V213H125ZM131 214H132V213H131ZM134 214H135V213H134ZM137 214H138V213H137ZM139 214H140V213H139ZM151 214H153V213H151ZM79 215H80V214H79ZM116 215H118V214H116ZM120 215H121V214H120ZM127 215H128V214H127ZM149 215H150V214H149ZM153 215H154V214H153ZM153 215H152V216H153ZM185 215H186V213H185ZM257 215H258V214H257ZM62 216H63V215H62ZM66 216H65V218H66ZM70 216H68V217H70ZM81 216H83V215H81ZM81 216H77V217H80V218H81ZM86 216H87V215H86ZM118 216H119V215H118ZM129 216H130V215H129ZM129 216H127V217L129 218ZM137 216H138V215H137ZM137 216H136V217H137ZM170 216H171V215H170ZM263 216H264V215H263ZM5 217H6V216H5ZM9 217H10V215H7L6 218L9 219ZM18 217H19V216H18ZM68 217H67L66 219H68ZM87 217H88V216H87ZM120 217H121V216H120ZM132 217H133V216H132ZM136 217H134V218H136ZM138 217H139V216H138ZM182 217H183V214H182ZM184 217H185V216H184ZM10 218H12V216H11ZM14 218H15V217H14ZM89 218H91V217L89 216ZM139 218H140V217H139ZM165 218H166V217H165ZM91 219H92V218H91ZM123 219L126 220L127 218H125V216H124ZM123 219H122V220H123ZM140 219H141V218H140ZM151 219H153V220L155 221L156 218L154 219V217H153V218H151ZM180 219H182V218L180 217ZM73 220H75V217H74ZM76 220H77V219H76ZM76 220H75V222H77ZM78 220H79V219H78ZM117 220L120 221V219H118V218H117ZM117 220H116V222H117ZM128 220H129V219H128ZM128 220L125 221V222H126L125 224H126L127 226H129V225L132 224V221H131L132 218L130 219L131 222L129 221L130 223L127 222ZM133 220H135V219H133ZM142 220H143V219H141V221H142ZM159 220L162 221V220H165V219L162 218V219H159ZM185 220H186V219H185ZM185 220H184V221H185ZM201 220H202V219H201ZM242 220H243V219H242ZM257 220H258V218H257ZM6 221H7V220H6ZM8 221H10V219H9ZM63 221H65V220H63ZM71 221H72V220H71ZM71 221H70V223H71ZM146 221H147V220H146ZM146 221H144V222H146ZM150 221H152V220H150ZM154 221H153V222H154ZM167 221H168V220H167ZM184 221H183V224L186 222V221H185V222H184ZM244 221H245V220H244ZM260 221L262 222V219H261ZM260 221H258V222H260ZM73 222H74V221H73ZM98 222H99V224H100V221H98ZM144 222H143V223H144ZM254 222H255V221H254ZM7 223H9V222H6V225H7ZM17 223H18V222H17ZM20 223H21V222H20ZM57 223H58V222H57ZM66 223H68L69 228H70V226H72L71 224H69V221H67ZM119 223H120V222L117 223L118 225H117L116 227H118V229H119V226H120V227H121V230L124 229V228H125V227L123 226V225H124V221L121 222L120 224H119ZM140 223H141V222H140ZM147 223H149V222H147ZM0 224H1V222H0ZM18 224H19V223H18ZM18 224H16V225H18ZM73 224H74V223H73ZM99 224H98V225H99ZM121 224H123V225H122L123 228H122ZM128 224H129V225H128ZM135 224H136V223H134V225H135ZM137 224H138V223H137ZM165 224H166V223H165ZM185 224H186V223H185ZM244 224H245V223H244ZM258 224H259V223H258ZM258 224H257V225H258ZM1 225H4V227H5V224H1ZM1 225H0V226H1ZM14 225H15V223H14ZM16 225H15V226H16ZM49 225H50V224H49ZM64 225H65V224H64ZM100 225H101V224H100ZM126 225H125V226H126ZM142 225H143V224H142ZM144 225H145V224H144ZM169 225H170V223H169ZM169 225H167V226H169ZM245 225H246V224H245ZM245 225H244V226H245ZM259 225H260V224H259ZM54 226H55V225H54ZM56 226H57V228L59 227L58 229L61 228L60 230L57 229V230L59 231L58 233H60V231H61L62 228H63V227H61V226H63V223L60 224L59 226H58V225H56ZM66 226H67V224H66ZM175 226L177 227V223L174 225V229L170 230V231H172V234H170V235H172V236H174V237H175L174 232H175V230H176V227H175ZM263 226H264V225H263ZM4 227H2V229H0L1 232H2V230H3V232H6V231L9 229L8 227H6V228H8V229L5 228V229H6V231H5V230L3 229ZM19 227H20V226H19ZM52 227H53V226H52ZM111 227H112V226H111ZM111 227H110V228H111ZM113 227H114V226H113ZM163 227H166V225L163 226ZM163 227H161L160 230H163V229H162ZM242 227H243V226H242ZM256 227H257V226H256ZM54 228H55V227H54ZM64 228H65V226H64ZM69 228H67V229H69ZM110 228H109V229H110ZM127 228H128V230H129V229L133 230V228H129V227H127ZM167 228H168V227H167ZM167 228H166V229H167ZM184 228H185V226H184ZM223 228H225V227H223ZM252 228L254 229V227H252ZM259 228H260V227H259ZM259 228H258V229H259ZM10 229H11V228H10ZM10 229H9V230H10ZM18 229H19V228H17V230L15 229L14 231H13V230H12V231L10 230V231L15 233V231L18 232ZM55 229H56V228H55ZM65 229H66V228H65ZM67 229H66V231H67ZM76 229H77V230H76ZM76 229H75V230H76V234H77V231H78L79 228H76ZM112 229H113V228H112ZM112 229H110V230L112 231ZM164 229H165V228H164ZM239 229H240V228H239ZM256 229H257V228H256ZM256 229H255V230H256ZM260 229H261V228H260ZM9 230L7 231L8 233H10ZM23 230H24V229H23ZM57 230H56V231H57ZM110 230H109V231H104V232H106V233H104V234H107V232H111ZM121 230L118 231V232L120 233L119 237H120V236H121V237H120V238H117V239H116V237L114 238L116 241L113 240V238L111 237V235H112V233L114 232V230H113V232H112L111 234L109 233V235H110L109 238H111L113 244H115V242H117V241H119V240H120V242H117V243L120 244V243H121V238H123V237H125V236L128 237V235H125V236H124V234H123V233L126 234V233L128 232V231H127V232H124V230H127V229L125 228V229L123 230L122 233L120 232ZM131 230H129V231H131ZM155 230H156V229H155ZM160 230H158V231H160ZM20 231H21V230H20ZM53 231H55V230H53ZM53 231H52L53 234H51L52 238L49 236L50 241L53 240V237H57V236H58L59 239H61L62 241L65 240V241L67 242V240L69 239V238H68V239L66 240L65 238H66L67 236L65 237L64 234H63V235L61 234V235H62L61 237H60V235H57V236H56L57 232L54 233ZM66 231H65V232H66ZM84 231H85V230H84ZM90 231H91V230H90ZM90 231H89V232H90ZM134 231H136V230H134ZM1 232H0V233H1ZM91 232H92V231H91ZM115 232H116V230H115ZM153 232H154V231H153ZM184 232H185V231H184ZM252 232L255 233L253 230H252ZM8 233H6V234H8ZM14 233H13V234H14ZM18 233H19V232H18ZM71 233H72V231H71ZM71 233H67V235H69V234H71ZM79 233H81V232H79ZM85 233H86V232H85ZM85 233H84V234H85ZM157 233H158V232H157ZM161 233H163V232H161ZM161 233H160V234H161ZM168 233H169V232H168ZM240 233L243 234V232H240ZM253 233H251V234H253ZM257 233H258V235H259V232H256V234H257ZM13 234H11V233H10V235L8 234V237H7V238H9V236H11V235H12L11 238H13V237L15 236V235L13 236ZM24 234H25V233H24ZM91 234H92V233H91ZM102 234H103V233H102ZM114 234H115V233H113V235H114ZM117 234H118V233H117ZM117 234L114 235V236H117ZM122 234H123V237H122ZM143 234H144V233H143ZM160 234H157V235L155 234V235H156V236L159 235V237H160ZM235 234H236V231H235ZM235 234H233V235H235ZM245 234H246V233H245ZM251 234H250V236H251ZM2 235H3V234H1V236H2ZM4 235H5V233H4ZM4 235H3V236H4ZM16 235H17V233H16ZM20 235H21V234H20ZM53 235H54V236H53ZM65 235H66V233H65ZM144 235H145V234H144ZM150 235H151V234H150ZM155 235L152 236V237H155ZM166 235L169 236V234H166ZM253 235H254V234H253ZM1 236H0V237H1ZM6 236H7V235H6ZM21 236H22V235H21ZM21 236H18V237L21 238ZM72 236L74 237L73 234L71 235V237H72ZM86 236H87V235H86ZM107 236H108V234H107ZM135 236H136V235H135ZM168 236H166V237H168ZM172 236L170 237V241L173 240V239H171V238H174V237H172ZM198 236H199V235H198ZM198 236H197V237H198ZM243 236H244V235H243ZM245 236H246V235H245ZM255 236H256V235H255ZM259 236H260V235H259ZM262 236H263V235H262ZM4 237H5V236H4ZM22 237H23V236H22ZM58 237H57V238H58ZM68 237H69V236H68ZM117 237H118V236H117ZM127 237H126V238H127ZM141 237H143V236H141ZM152 237H151V238H152ZM159 237H158V238H159ZM233 237H235V236H233ZM237 237H238V236H237ZM251 237L253 238V236H251ZM11 238H9V239H11ZM14 238H15V237H14ZM24 238H25V237H24ZM109 238H106V239H109ZM130 238H131L130 240H133V239H132L133 236H131ZM139 238H140V237H139ZM156 238H157V237H156ZM158 238H157V239H158ZM168 238H169V237H168ZM168 238H166V239H168ZM238 238H239V237H238ZM255 238H256V237H255ZM255 238H254V239H255ZM259 238H260V237H259ZM2 239H4V238L2 237ZM2 239L0 238V241H1ZM16 239H18V240H16ZM16 239H13L12 241H13V242H14V240H15V242L18 241L17 244H16L15 242H14V243L17 245V248H19L18 244H19V242H20V241H19L20 239L17 238V237H16ZM21 239H23V238H21ZM49 239H48V240H49ZM83 239H84V238H83ZM104 239H105V238H104ZM106 239H105V240H106ZM118 239H119V240H118ZM124 239H125V238H124ZM137 239H138V238H137ZM4 240L7 241L8 239H7V240L4 239ZM4 240H3V241H4ZM54 240H58V239L54 238ZM54 240H53V241H54ZM61 240H60V242H61ZM87 240H88V239H87ZM87 240H85V241L83 240V241H84V244L86 243ZM89 240H91V239H89ZM101 240H102V239H101ZM128 240H129V239H128ZM134 240H135V239H134ZM147 240H148V239H147ZM239 240H240V239H239ZM248 240H249V239H248ZM23 241H24V240H23ZM53 241H51V242H53ZM103 241H104V240H103ZM109 241H110V239L108 240V242H109ZM113 241H115V242H113ZM122 241H124V240L122 239ZM126 241H127V240L125 239L124 242H126ZM137 241H138V240H137ZM145 241H146V240H145ZM148 241H149V240H148ZM148 241H146V242L150 244V242H148ZM152 241H153V243L156 242V240H151V242H152ZM170 241H168V242H169V247H170V243L172 242V241H171V242H170ZM249 241H250V240H249ZM260 241H261V240H260ZM9 242H10V241H9ZM55 242L57 243V241H55ZM55 242H54V243H55ZM3 243H4V242H3ZM3 243L1 242V244H3ZM14 243H12V244L10 243V244L13 246V247H12V246H11V247L14 248V249H12V248L10 249V247L7 246V244H9L8 241H7V244H6V242H5L3 245L0 246V247H1V248H0V250H1L0 252H2V249H3V252H2V253H5L4 256L9 257V255L6 254V251H8L9 249H10L11 251H13V250L15 251V250H16V249H15L16 245H15ZM22 243H23V242H22ZM56 243H55V246H56ZM77 243H78V242H77ZM88 243H89V241H88ZM112 243H110V244L112 245ZM147 243H146V244H147ZM166 243H167V242H166ZM237 243H238V242H236V244H237ZM10 244H9V245H10ZM13 244H14V245H13ZM43 244H44V243H43ZM49 244H51V243H49ZM58 244H59V241H58ZM86 244H87V243H86ZM89 244H90V243H89ZM89 244H87V245L92 247L93 243H92V245H89ZM124 244H129V243H123L122 245H124ZM146 244H145V245H146ZM160 244H161V243H160ZM260 244H261V242H260ZM4 245H6L9 249H8V250L5 249L6 251H4V248L6 247V246H4ZM19 245H20V244H19ZM51 245H52V244H51ZM51 245H50L49 247H51ZM122 245L120 244V246H122ZM147 245H148V244H147ZM161 245H162V244H161ZM163 245H165V241H164V244H163ZM263 245H264V244H263ZM55 246H53V249L50 248V252L53 251V250H56V249H54ZM61 246H63V244H61V245L59 246V249H60ZM75 246H76V245H75ZM78 246H79V245H78ZM83 246H84V245H83ZM113 246L115 247L114 250H119V251H120V250H121L120 248H122V247H120L119 245H118V246H117V245H116V246L113 245ZM124 246H125V245H124ZM157 246H158V245H157ZM167 246H168V245L166 244V248H164V247H163V248L169 250V249H168L169 247L167 248ZM187 246H188V245H187ZM235 246H236V245H235ZM250 246L253 248L252 245H250ZM255 246H258V245H255ZM22 247H23V246H22ZM43 247H44V246H43ZM119 247H120V248H119ZM158 247H159V246H158ZM158 247H157V248L155 247L156 250L158 249V250H157V251H158L157 254L155 253V251H152V253H153V254L155 253L156 255H158L159 257H158V256H156V257H158V258L161 260L162 258H160V257L165 256V254H164L163 252H160L159 250H161L162 248L160 247V248H161V249H160V248H158ZM261 247H262V246H261ZM55 248H56V247H55ZM57 248H58V247H57ZM64 248H68V247L64 245V246H63V249H64ZM78 248H79V247H78ZM78 248H77V249H78ZM85 248H86V247H85ZM116 248H117V249H116ZM179 248H180V247H179ZM235 248H236V247H235ZM257 248H259V246H258ZM45 249H46V247H45ZM45 249H44V252H45ZM59 249H58V250H59ZM86 249H88V248H86ZM86 249H85V250H86ZM127 249H128V248H127ZM130 249H131V248H129V250H130ZM135 249H136V248H135ZM150 249H151V248H150ZM164 249H162V251H163ZM184 249H185V248H184ZM189 249H190V248H189ZM255 249H256V248H255ZM61 250H62V249H61ZM64 250H65V249H64ZM69 250H70V249H69ZM73 250H74V252H75V247H74ZM122 250H123V249H122ZM122 250H121L120 252H122ZM124 250H125V249H124ZM131 250H132V249H131ZM131 250H130V253H131ZM133 250H134V249H133ZM147 250H148V249H147ZM256 250H258V249H256ZM11 251H8V253H9V254H10V253L12 254ZM16 251H17V250H16ZM56 251H57V250H56ZM56 251H55V252L53 251V253H57V252H58V251H57V252H56ZM78 251H79V249H78ZM150 251H151V250H150ZM164 251H165V253H166V250H164ZM184 251H185V250H184ZM186 251H187V248H186ZM239 251H240V250H238V252H239ZM259 251H261V249H259ZM259 251H258V254H259ZM64 252H65V251H64ZM123 252H124V251H123ZM123 252H122V253H123ZM126 252H128V251H126ZM126 252H124V253H126ZM146 252H147V251H146ZM148 252H149V251H148ZM189 252H191V249L188 251V253H189ZM251 252H253V251L251 250ZM261 252H262V251H261ZM261 252H260V253H261ZM45 253H46V252H45ZM47 253H48V252H47ZM51 253H52V252H51ZM51 253H50V254H51ZM53 253H52V254H53ZM58 253H59V252H58ZM58 253H57V254H58ZM72 253H73V252H72ZM130 253L128 252L127 254H130ZM140 253H141V252H140ZM140 253L138 254L139 256H140ZM142 253H143V252H142ZM158 253H159L161 256H160ZM162 253H163L164 255H163ZM184 253H185V252H184ZM186 253H187V252H186ZM241 253H243V252H241ZM14 254H15V253H14ZM14 254H12V255H14ZM57 254H55V255H57ZM60 254H61V253H60ZM78 254H79V253H78ZM147 254L149 255V253H147ZM0 255H2V254L0 253ZM12 255H10V257H11ZM47 255H48V254H47ZM71 255H72V254H71ZM74 255H75V254H74ZM92 255H93V254H92ZM162 255H163V256H162ZM232 255H233V254H232ZM236 255H237V254H236ZM248 255H249V254H248ZM263 255H264V254H263ZM4 256H3V257H4ZM17 256H18V255H17ZM17 256H16V257H17ZM19 256H20V255H19ZM52 256H54V255H52ZM60 256H61V255H60ZM85 256H86V253H85L84 257H85ZM88 256H89V255H88ZM141 256H142V254H141ZM152 256H153V255H152ZM233 256H234V255H233ZM237 256H239V254H238ZM243 256H244V255H243ZM3 257H1L0 264L3 263L2 260L5 261V259H4ZM7 257H6V259H7ZM10 257H9V258H10ZM54 257H55V256H54ZM57 257L59 258V256H57ZM72 257H73V256H72ZM74 257H75V256H74ZM113 257H114V256H113ZM147 257H148V256H147ZM149 257H150V260H152V257H151V256H149ZM149 257H148V258H149ZM241 257H242V256L240 255L239 259H240ZM259 257H260V256H259ZM2 258H3V259H2ZM14 258H15V257H14ZM18 258H19V257H18ZM42 258H43V257H42ZM61 258H62V257H61ZM114 258H117V257H114ZM143 258H144V259H143ZM145 258H146V256H145V257H144V256L142 257L143 260H146ZM148 258H147V260L150 261ZM184 258H186V255H184ZM236 258H237V257H235V259H236ZM248 258H249V256H248ZM12 259H13V258H12ZM12 259H11V260H12ZM76 259H77V258H76ZM118 259H120L121 262H120V261H118V263H117V262H116V263L114 262V264H119V263H121V264H122V263L126 264V262H127V263L130 262L127 258H124L125 260L127 259L126 262H125V261L123 262L124 259L120 258L119 256H118ZM140 259H141V258H140ZM154 259H155V256H154ZM156 259H157V258H156ZM159 259H158V260H159ZM181 259H182V258H181ZM181 259H179V261H180ZM232 259H234V257H233ZM235 259H234V261L232 260V264H233V262L235 263V261H236ZM243 259H245V256H244ZM260 259H263V258H260ZM13 260H14V259H13ZM13 260H12V262H14ZM45 260H46V259H45ZM61 260H62V259H61ZM160 260H159V261H160ZM165 260H166V259H165ZM175 260H176V259H175ZM185 260H186L185 264H187V258H186ZM251 260H252V259H251ZM9 261H10V260H9ZM16 261H17V259H16ZM47 261H48V260H47ZM58 261H59V260H58ZM115 261H116V260H115ZM239 261H240V260H239ZM262 261H263V260H262ZM6 262H7V260H6ZM10 262H11V261H10ZM10 262H9V263H10ZM38 262H39V259H38ZM52 262H53V261H52ZM56 262H57V261H56ZM96 262H97V261H96ZM182 262H183V261H182ZM182 262L180 261L179 263H182ZM236 262H237V261H236ZM240 262H243V261H240ZM240 262H239V263H240ZM4 263H5V262H4ZM9 263H8V264H9ZM14 263H15V262H14ZM53 263H54V262H53ZM132 263H133V262H132V260H131V263H129V264H132ZM142 263H143V262H142ZM152 263H153V262H152ZM160 263H161V262H160ZM237 263H238V262H237ZM237 263H235V264H237ZM263 263H264V262H263ZM91 264H92V263H91ZM97 264H98V263H97ZM133 264H135V263H133ZM143 264H144V263H143ZM150 264H151V263H150ZM177 264H178V263H177ZM243 264H244V263H243ZM247 264H248V263H247ZM251 264H252V263H251ZM261 264H262V263H261Z\"/></svg>", "mask_w": 264, "mask_h": 264}, {"label": "crops", "instance_id": "0c3cea01", "mask_svg": "<svg viewBox=\"0 0 264 264\" xmlns=\"http://www.w3.org/2000/svg\"><path fill=\"white\" fill-rule=\"evenodd\" d=\"M250 104L253 120H264V97L252 98ZM211 144L209 142L205 144L207 150ZM215 148L216 151L220 152L217 155V162L227 169L233 177L255 191L264 190V135L249 142L248 152L252 158V162L249 164L243 163L232 154L230 155L231 159H229L228 150L222 146L215 145Z\"/></svg>", "mask_w": 264, "mask_h": 264}]
</instances>
